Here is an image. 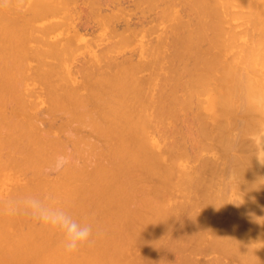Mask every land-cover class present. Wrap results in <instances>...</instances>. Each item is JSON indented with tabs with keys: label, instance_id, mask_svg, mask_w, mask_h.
Listing matches in <instances>:
<instances>
[{
	"label": "bare ground",
	"instance_id": "bare-ground-1",
	"mask_svg": "<svg viewBox=\"0 0 264 264\" xmlns=\"http://www.w3.org/2000/svg\"><path fill=\"white\" fill-rule=\"evenodd\" d=\"M83 1L84 0L81 1L82 4H83ZM121 1H124V0H121ZM137 1H134V3L135 2L137 3ZM145 1H147V0H145ZM158 1H160V0H158ZM164 1H167V0H164ZM234 1H236L235 2L236 4L238 3V5H236V6H238V7L240 5L242 7L243 6L244 7L246 6L248 9H250L249 11L246 10L245 12L246 13H249L250 12L249 14L252 15V19L251 20L249 19L251 17L248 18L249 14H247L248 16L246 15V17H247L246 20L249 19L250 25H252L251 23H253L252 26L255 27V29H254L252 26H250V27H252L254 29L253 30L251 28L253 30V32H254V33L252 32V34H253L252 36H250V34H251L250 33L251 30L249 29L250 27H247L246 28L247 25L245 26V24H244V27L245 28L243 29L245 31H241L242 29H240V30H238L239 31L238 32L237 30L234 29L236 31V33L235 32H228L229 30L227 31L226 30L227 28H225V26L223 25V23H225L227 21L230 22V19L234 17V15H232L231 12H228V10L230 9L228 6L229 5H230V7L233 6L232 5V2H234ZM8 2H9V0H8ZM8 2H7V5L9 6V3ZM10 2H12V1H10ZM30 2H31V0H30ZM73 2H74V6L73 7H75V4H76L75 3V0ZM86 2H88L89 4L91 3L90 5H93V3H92L91 0H86ZM130 2H131V0H130ZM143 2H144V0H143ZM150 2L151 3H149L147 1V5L149 3V6L151 5L150 6L151 8L149 6H147V8L149 7L150 10L153 8V10L155 9L156 11H159V10H157L158 9L157 8L158 5L156 4V2H154V0H152V1L150 0ZM152 2L155 3V4H152ZM191 2H192L193 5L196 6V8H194L193 5H192V9L195 12V21L192 18H190L191 19L190 22L189 23H186V21L184 19H181L182 16H180L181 17L180 18L179 16L176 15L177 16V19H179V21L176 22L177 24H175V26L172 28V31H175V32H171L170 31V33H169V34H172V37L168 35L170 39L168 38L167 41H166V39H165L167 37L166 32H165V35H164V33L161 34L162 36L164 35L165 38L163 37V39H162L161 36L159 37V40L162 41L163 42L162 44L165 45V47L163 46L164 47L163 51L165 50L164 52L166 53L167 50L165 48L168 47L167 49H169V51L165 55L163 54L165 57L162 58V56L160 55V52L163 53L162 50H160V47H161L162 44H160V46H158L159 47V50H160L159 52H158V50L156 51V49L158 48V47H156V42H153V46H152V47H156V49L155 48H150L151 50L152 49H155V51L159 53V54L156 53V57H157V55H160L159 56L160 59L157 57L156 59L154 58L153 60L156 61L157 59H159L158 62L160 60H162V62H163V59L164 60H165V58L167 59V60H165V62L168 61V64L165 65L166 67L164 66V68H166V72L165 71L164 72L157 71L158 69L161 70L162 67L159 66V68H158V67L155 66V68H158V69H156L157 72H156V74L154 73L155 75L152 74V76H151L152 80L150 81V79H149L150 76H149V78L147 77L148 78L147 79V78H143V77H145V76H143L144 74L142 76L140 74H139V76H137V74H136L137 71H138V73L140 71V67L139 66L142 65V61L145 60L146 61L145 63H150V61H148V59H146V58L144 60H138V62H137V60L131 62L128 57H126L123 60H121L122 58L119 59V60H121L120 62H117L116 59H113L114 61H110L108 59V60H106L107 62L104 59V60H102L104 62H102L99 59L104 64V66H105V64H107L105 67H108V69L106 68L107 69L106 72L109 73V76L108 75H105L106 76L105 78H98V76H96V74L95 75L93 74L94 75V79L92 81L90 80L91 82H89V79H92L91 78V76L93 77L92 74H90V76H88L89 79L86 78L87 76L86 77L84 76L85 77V80L84 81L89 82V84L91 83L92 86H90L88 84L86 86L87 88H84L83 91L84 90H88V91L90 90V93H93V94L95 93L94 95L93 94L91 95L90 93H88V91L87 92L85 91V93H82L79 96L80 92L77 93V89H75V87L77 85H78L77 87H79L81 85V84H79V82L81 80L80 81H77L78 84H76V86H75V83H74V85L72 84V86H74V88H71V90H70V87H68V89H69L68 91H65V92L63 91L64 93L63 92H60V93H62V95L64 94L63 95V99H65L66 101H67V99H70L72 103L71 102H69V103H71L72 105H76V106H74V108H75L74 110H76V108L80 107L81 109L80 108H78V109H80L81 113L77 109L76 114H74L75 111L72 110L73 107L72 108L69 107V105L71 106V104L68 103V101H70V100H68L67 102L65 101L66 102L65 103L64 100L62 99V101L65 104L68 103L69 105H68V108H67V105H65L63 103L62 105H63V107L65 105V107H64L65 109L64 108H61V110H66L67 109L66 111H68V112L70 111V112L69 113L67 112V114H66V111H65V113L63 111H61L62 113L66 114L65 117L63 118V119H65L63 121V124L60 122V124H62L61 126L62 127L64 125L68 126V125L72 124L74 121H76V123H73L72 125H70V126H72L71 127V130H72L71 134H70V127L63 129V128L59 127V125L56 126V127H59L60 128L59 134H60V132L62 130H64V133L68 136V137L67 136L64 137L65 134L62 131L61 134H63V137L65 139L63 137H61L62 135L61 136L59 135L60 137L59 136L56 137V140L58 142L54 139V137H55L54 135L55 134L52 133V135L54 136V137H52V139H50V137H49L51 135L47 136L45 134V133L51 134L49 132H53V130H50L49 129V132H46L48 130L46 127L43 126V128H42V126L40 127V125H41L40 123H39L40 125H38L36 123L37 117L40 120V117L41 116H38L37 115V117H33V115L35 116V114L38 112V110L42 111L43 109H38L37 108L38 110H36L37 112H35V114H34V111H32V112L30 111L28 113V111H26L28 109L26 108L25 109L26 112H24V110H23V113H24L23 116H25V113L26 114L27 113L30 114V116L28 117L26 115L25 117H27V119H25L23 116H20V114L22 113L21 112L22 110L19 111L20 109L17 106H20V108H22V105H23V103L26 102L27 98L26 99L24 98V100H25V102H24V100L22 98V96L24 94L21 95L20 94L21 92H19L20 90L17 89V88H20V85L19 84H18L19 87H17V81H18V83H20V80H19L18 76H19V74L22 73V70H23V72H25V70H26V67L24 66V64L26 63V65H27V62L24 63V61H25L24 58L25 57L23 58L24 60L22 59V57L25 54L26 55H29V54L26 53V51H25L24 54H23V52L22 53L20 52V51H22L24 49L26 50V48H21V47H23L22 43L19 41L21 36L18 35L17 37H15L16 35L14 36L9 31L8 25L10 24V26L13 27V24H11V22L15 23L14 21H11V22L9 21V24H8V20L11 19L10 18L11 15H9V14L12 13L13 10H11V12L9 14H6L4 16H3V14H5L4 12L6 10L8 11L7 8H9V7H7L5 11L3 9V11H4V12L2 11L3 13L0 11V119H1L0 120L1 121L0 123H2L3 120H5L4 119L5 117L7 119V123H5L6 120L3 122V123L6 124L5 125L6 127H4V128H6L5 131H4V133H3V131L0 132V133H3V134H1L2 136L0 135L1 136V138H0V264H99V263L101 264V262H102V264H105L106 262H103L102 261V256H104L103 257L104 258V261H105V259H110V261H112L111 259H114V257H115L114 255L117 253V251H120L121 250L122 254L125 253V251H123L124 249H122V247H124V244L121 243V242H124V241L123 240H120V239H124V237H122L120 239H118V237H117L118 235H124L123 234V231H121V226H120L121 224L120 223L124 224L126 222L127 224L125 223V225H127V227H128V225H129V227L131 226V228H130V230H131L132 228H135L137 226H139V227L142 226V225L145 226L146 223H147V216H148L149 223H147V224H151V225H154V226L156 225L155 227H158L159 225L157 226V222H156V220L154 218V216H155L154 214L160 215V216L162 215V218H163V216L166 215V214L163 215V213L166 212L165 210H168L169 207H167V205L165 204L167 202H164V204L166 205V208H165L164 211H161L162 208H163L162 207L163 201L165 200L162 196L159 198V196L164 193V192L162 193L160 190H157V189H160L161 186H160V188H158V185L152 186V192H148L147 189H146L147 187H144V186L147 185L146 181H144L145 179L146 180L148 179V178H146L147 175L149 177V175L152 173V170H154L153 172H157L159 170V168L157 167V163L159 161H163L162 160V156L160 154H158V153H154V150H153L154 147H155V145L158 144V141H160V140L159 139L157 140L155 138H152L150 136V134L148 133L149 132L148 128L151 126L150 125V124H152L151 122H153V125L155 124L154 126H156V130L159 132L160 129L163 130V125L162 124H164V123H162V122H165L166 123L165 119H163L164 116H166V118H168L170 120V122L171 121L174 122V121L178 120L177 119L178 116L181 117V115L186 118L185 115H187V112H188V111L186 112V110H192V111H194V109L196 108L195 105H197V110H199L198 112H203L206 115V119H205V121L202 124L199 121L198 122V126L197 125H194L193 126L194 128H195V126L197 127V128H195V131L197 129L196 132H198L200 135L204 136V138H206V139H210L211 141H214L215 140V144H214L215 147L213 149L218 148V150L220 151L219 152V156H222L221 159H220V161L223 163L224 166L225 165L226 166L227 165L231 166L230 168H228V166L226 168V166H225V170L226 171H223V169H224L223 167L224 166H222V168H219V169H222L221 171H222V174H224V177L226 175L225 174L226 172H227V176L226 177L229 176L228 173L230 172L231 175L237 176V177L241 178L242 180L241 179L240 180L243 183L237 181L239 179L236 178L237 179L236 180L235 177H232L231 175H230L229 180H227V182L230 181L231 178H234L237 181V182L236 181H234V182H236V183L239 182V184H241V186H242L241 187L239 184L236 185V183L234 184V182L230 181V184L232 182L235 185V188H237L236 186H238L237 189H239V187H240L241 188L240 190H245L246 189V192L248 191L247 189L249 188V191H248V192H250L249 194H251L252 192L254 193L255 190L257 191L258 188L255 187L256 189H254V186H255V184L257 182L256 181H254V183L251 182L252 185H250L248 183V182H250L248 180V178L251 177V176L254 177L255 174L257 173V170H258V172L261 171L262 174L264 175V164L262 163L263 159H260L259 160L261 163H259L257 161V158L255 160L254 155H253V153H254L253 152V149H252V152L248 153V155L246 157L245 156H242V157H245V158H239L237 155L233 154L232 152H233V150L236 151V149H240V151H241V149L243 150V149L250 148V146L253 145L254 142L251 141V140H249L252 137H249L250 135L248 136V134H251L252 132H254L255 130H257V127L261 123V120L263 121L262 122V125H264V0H191ZM41 3L43 4L44 2H41ZM88 3H86V4H88ZM42 4H41V7H42ZM49 4H50V2H49ZM115 4L116 3L114 2V0H98V3L96 4V7L94 6L95 9L97 8L99 10V11H97V9H96L95 11L100 12V10H101L100 13H102L104 19L102 20V17L100 15V13H98L100 15L99 17H101V18L98 17L97 19H98L99 22L96 21L97 23L94 22L95 25L94 24L93 25L95 27L97 25H101L102 26V23H103V28H105V29H107L109 31L108 32L106 30L107 33L106 32H103V33H106L107 35L109 33H113V35H116V34L118 35V33H120L119 32V29H123V30H121L122 32L120 34H122V36H124L126 38L128 37L127 39H129L131 37L127 36L128 35L127 33H126L127 35L125 34L126 35L125 36L124 33H123V31H128V32L130 31L131 33L133 32V34L136 31V32H138L137 34H139V30L140 29L141 30H146L147 27H149L148 29H150V26H148L149 23H147L148 24L147 25L146 22L149 21L150 23H153V22H151V21H153L151 18L155 15V13H156L155 10H154L155 11L154 12V15H153V13H151L152 14V17H151L150 14L148 15L151 18H148L147 17V19H146L145 18L146 15L144 16V14H143V17H141L142 16V14H141L140 17H137V18H139L137 23H131L129 17L127 18L126 15H124V14H127V15L129 14L127 12L125 13V8L120 9L119 13L117 12L118 14L114 11V10H117V9L119 10V8H118L119 6L116 7ZM2 5H4V3H2ZM5 5H4V7L7 6V5L6 6ZM39 5L40 4H38V6ZM79 5L80 4H78V5L76 4V6H79ZM103 5L104 6H109V9L111 7H112L111 9H114L115 8L112 12H115L117 15H115V17L113 15L111 18H109V17L106 18L105 15L110 16V14L109 15L106 14V13H105V15L103 14L104 13L102 11V8H103L102 6ZM46 6H48V5H46ZM153 6H156V8L153 7ZM225 6L228 7V8H224ZM27 7H25V8H27ZM82 7H83V9H82ZM82 7H81V5L79 6V8H81L79 10L82 11V12L84 11V13H83L84 18H82L83 20L81 19L82 20L81 21V24L82 25H86V26L90 24V26H91L93 22L92 23H89L88 22V21H91V20H89V17H87V14L89 13L91 15L90 19H92V21H93L94 19L92 17H93V12L94 11H91V9L94 10V8H90L89 9L90 11H89L83 5H82ZM14 8H15V6H14ZM54 8H56V7H54ZM54 8L51 7V9H54ZM75 8H77V7H75ZM27 9H29V8H27ZM57 9H56V12H57ZM172 9H173V7H172ZM175 9H177V8L175 7ZM226 9H228V10H226ZM0 10H2V9L0 8ZM23 10L26 11V9H23ZM39 10L40 9L38 8V11ZM44 10H45V8H44ZM224 10H226V12ZM29 11H30V9H29ZM41 11L42 10H40L39 12H41ZM164 11L165 10H163V13L165 14ZM173 11H175V10L173 9ZM173 11H172V14L174 13ZM223 11L225 12L224 13L225 15L223 14ZM240 11L237 10L236 13L234 11H232V13L233 14H236L235 15L236 17H239V13L242 16L245 17V15L242 12H240ZM242 11L244 12V10H242ZM39 12H37L38 15H39ZM56 12H54V13H56ZM167 12H168V10L166 11V13ZM19 13H21V12H19ZM43 13H44V11H43ZM57 13H60V12H57ZM78 13H80V12H78ZM158 13H156V14H158ZM226 13H228V14L230 13L229 15H231V17L229 19V16H228V19L225 18V20H226L225 21L224 20V16H226ZM25 14H24V16L27 19V15L29 14V12H27L26 15ZM32 14H30V15H32ZM89 14H88V16H89ZM164 14H162V16ZM167 14H169V13H167ZM167 14H165L164 16H167ZM8 15H9V19L7 20V18H8L7 16ZM33 15L35 16V14H33ZM33 15H32V17H33ZM41 15H40L41 16L40 18H42L44 14H41ZM178 15H180V14H178ZM241 15H240V17H241ZM5 16H6V18H5ZM24 16H20L21 19H22V17L24 19ZM159 16H161V15L159 14ZM159 16H157V18ZM11 17H13V15ZM36 18H37V15H36ZM157 18H154V21ZM18 20L20 22V19L19 18L17 20H15V21H18ZM25 20H23V21H25ZM33 20H34V18H33ZM157 20H159V18ZM250 21H252V22H250ZM121 23H123L124 26L121 25ZM243 23H245V22H242V21L241 22H239V21L237 22V24H239V25H242ZM18 24H21V23H18ZM24 24H26V23L23 22V25ZM28 24H30V23L28 22L27 25ZM31 24H32V22H31ZM52 24L49 23V24L45 25V27L47 28L48 25L53 26L54 24L53 25ZM191 24L195 25V28L194 29H189V28L187 29V26H190ZM237 24L235 26L234 25L233 26L236 27V26H238ZM27 25H26V27H27ZM16 26L19 27L18 25H16ZM30 26H32V28H33L34 25L32 24ZM30 26H29V28H30ZM121 26H122V28H121ZM21 27L22 26H20V28ZM50 27H49V29L51 31L55 30L54 29L55 26L53 27V29H52V27L51 28ZM136 27H139L140 29L139 28H136ZM145 27H146V29H145ZM24 28H22V29H24ZM35 28L36 29H39L37 27H35ZM153 28H155V26H152L151 27V29H153ZM36 29H34V30H36ZM173 29H175V30H173ZM246 29H249L250 31L248 30L246 32ZM25 31H27V30H25ZM32 31H33V29H32ZM80 31H81V29H80ZM256 31H258V32H256ZM45 32H47V29L45 30ZM130 32H129V34H130ZM146 32H148V31L146 30ZM241 32H243L244 34H246V38H249V39L252 38L253 39V41L251 39L249 41L247 40L248 42L252 41V44L251 45H250V43H247L248 45H246L245 43H243V44H245V47L248 46L247 49H245V47H243L244 49L242 48V46H243V45L241 46L242 42H239V41L236 42L239 39L238 37L241 34ZM30 33H31V31H30ZM173 33H175V34H173ZM238 33H239V35L237 36ZM133 34H132V36H134ZM109 35H111V34H109ZM113 35H111V36H113ZM117 35H116V37H117ZM18 37H19V40H18ZM93 37H94V40L97 39L95 36H93ZM39 38H37V39H39ZM46 39L48 40V38H46ZM103 39L105 40V38H102V40ZM39 40H41V39H39ZM54 41H56V40H54ZM107 41L109 42L110 40H107ZM90 42L92 43V41H90ZM158 42L159 41H157V43ZM94 43H95V41H94ZM151 43L152 42H149V44H151ZM154 43H155V46H154ZM239 43H240V46H241L240 49H243L244 55L241 56L239 54V56H238V54H236L238 51H236L234 54L232 53V54L228 55L230 52H233L232 49H235L236 46L239 45ZM23 44H24V42H23ZM67 44H69V43H67ZM109 44L111 45L112 43H109ZM10 45L13 47V49H12V47H10ZM43 45H45V44H43ZM57 45H59V44H57ZM63 45H64L63 47L65 48V44H63ZM73 45H75V44H73ZM73 45H71V48H72ZM108 45H106V46L103 45L104 47L102 46V48L103 49H105V48L107 49V48H109ZM77 46H74L75 49L73 47L72 52L73 51L74 52L72 53V55L73 54L75 55V52L78 49ZM148 46L150 47L151 45H148ZM63 47L60 48L59 51L60 50L62 51L63 50ZM69 47H70V44H69ZM81 47H82V45H81ZM20 49H22V50H20ZM35 49L36 48H34L32 50H35ZM55 49L53 50V52L55 51ZM68 49L66 47L64 51H66ZM103 49L100 48L101 51L100 50L99 51L97 50V52H94L93 53V55H92L91 58L89 56H87V58L89 57L90 59H92L94 61H97V58L96 57H99V55H101V54L98 55L99 52L102 53V56L104 55L103 52H106V54L108 53L107 52L108 49L107 50L106 49L103 50ZM214 49H217L219 51H216ZM56 50H58V49H56ZM132 50H133V48H132ZM147 50H149L148 47H147ZM151 50H149V51L151 52ZM146 51H142V53L143 52L145 53ZM27 52H29V51H27ZM31 52L32 51L30 50V53ZM38 52H37V54H39L40 52L42 53L44 51H41L40 50V52L39 53ZM45 52H46V50H45ZM55 52L57 53V51H55ZM20 53L22 54V56L20 55ZM95 53H97V54H95ZM154 53L155 52L152 51V54H154ZM35 54H36V52L33 53L34 57H35ZM83 54L86 55L85 53H83ZM56 55H58V54H56ZM130 55L132 56L133 53L132 54L130 53L128 56L130 57ZM112 56H110V57H112ZM56 57H58V56H56ZM60 57L62 58L61 54H60ZM70 57H71V55L69 54V58ZM142 57L143 56H141V58ZM153 57L154 56H152L151 59L149 58L151 60V62H152V58ZM64 58L65 59L66 58L69 59L68 56L67 57H64ZM40 59H42V58H40ZM92 60L89 61V59H87V60H85L87 63L86 64L83 63L85 66H83V64H81V63H80V65L83 66V68L84 67L87 68V64L91 63ZM185 60H186L187 63H188V61H190V63L187 64L186 62H184ZM179 61L181 63V67H180L181 69H177L180 66L179 65L180 64ZM176 62H177V64H176ZM37 63H38V61H37ZM39 63H42V62H39ZM56 63H58V62H56ZM102 63L99 62V64L101 65L100 66L101 68H99L100 70L101 69H105ZM153 63H150V64L153 65ZM160 63H158V65H160ZM182 63L183 64L186 63L187 66H188V68H186L187 67V66H185L186 64L183 65ZM45 64H47V63L45 62ZM91 64L93 65V63H91ZM94 64H95V66H97L96 63H94ZM99 64H98V66H99ZM38 65H40V64H38ZM77 65H79V64H77ZM163 65L161 64V66H163ZM136 66H138L139 68L136 67ZM145 66L147 67V65H145ZM22 67H24L25 70H24V68L21 69ZM53 67H55V68H53ZM50 68L51 69H49V70L51 72L48 71V70H47L48 72L47 71L45 72L46 69L45 70L43 68L42 69L44 70L45 73H48V74H49V72H50V74L51 73L52 74L53 73H56L55 72L56 71L55 69L57 68V66H52ZM63 68H64V66H63ZM148 68H150V67H148ZM153 68H151V69H153ZM245 68L246 69H249V72L247 74H242V70L245 69ZM52 69H54L55 71L53 70V72H52ZM58 69H57V73H58ZM76 69L78 71H82V73L84 71V69H82V67H81L80 70L78 69V67ZM90 69L91 70H89L88 72L92 73L94 70L92 71V68H90ZM136 69H137V71H136ZM180 70H182V71H180ZM19 71H21V72H19ZM126 71L127 72L129 71V73H131V74L129 75V73H128V75H127ZM30 72H31V70H30ZM62 72L64 73L63 70H62ZM100 72L103 73V74H106L105 72H102V71H100ZM101 73H98V74H101ZM122 73H124V75H122ZM149 73H152V71L149 72ZM42 74H43V71L41 70V74H40V76H42L41 80L44 78V75H46L47 77L50 75V74L49 75H47V74H43L42 75ZM159 74H160V76H164V77H162L163 79L161 77L159 78V82L161 80V82L162 81L163 82L167 81V83H169L170 79H171L172 82L170 81L171 83L168 84L169 86L167 84H165V85L162 86V84L160 82L159 83V88H156L157 90L155 89L156 91H153L151 89L152 86H150V85H152L151 82L154 81L155 76L157 77V75H158V77H159ZM31 75H33V71L31 72ZM50 76L52 77V75H50ZM59 76H60V74H59ZM61 76H64V74H61ZM126 76H129L127 81H126ZM165 76H167V77H165ZM35 77H37V76L35 75ZM96 77H97V79H96ZM56 78H58V77H56ZM44 79H43V81L46 82V80H44ZM82 79H84V78H82ZM94 80L95 81L97 80L98 83H96ZM156 80H157L156 83H158V79L157 78H156ZM43 81H41V82L43 83ZM67 81H68V79H67ZM45 82L43 83L44 86L47 85V83H45ZM102 83H103V86H105V87H102ZM50 84L53 85V83H50ZM62 84L61 85L59 84L60 87L62 86ZM68 84H71V83H68ZM153 84H155V83L153 82ZM82 85H81V87H85V86H82ZM95 85H96V87H95ZM155 85H156V87H158L157 84H155ZM88 86H89V88L91 87L93 90L91 88L89 89ZM164 86H165V88H164ZM179 86H183L184 88L182 89V87H179ZM97 87H98V89H96ZM166 87H167V90H165ZM178 87H179V89H178ZM23 88H24V86H23ZM23 88H22V90H23ZM58 88H59V86H58ZM58 88H57V90H58ZM154 88L155 87L153 85V89ZM186 88L188 89V91H187ZM45 89H47V88H45ZM53 89L51 91L49 89L48 90L50 92L53 91L52 93H54V90H56V87H55L54 90ZM63 89H64V87H63ZM176 89L179 90V91L181 90L180 93L185 92V93H182V94H185V96L183 95L184 97L182 96L180 98V96L182 94L180 96H178V94H177L178 91L176 92ZM184 89H186V90L184 91ZM34 90H37V89H34ZM91 90H92V92H91ZM95 90H97V91H95ZM99 90H100V92H99ZM151 91H153V92H151ZM48 92H46L44 94L46 95ZM67 92H68V94H67ZM22 93H23V91H22ZM52 93L47 94L50 97L45 96V97H47L46 99H48L49 101H51L52 99H55L57 97L56 98V101H58V98L59 97L58 96H56V97L55 96H51V95H55V94H52ZM86 93H87V95H90L91 98L93 96L94 99L93 98L92 99L94 100V102L97 103L100 106V108H98V110H96L94 108V111L96 110V112H95L96 114L93 112L92 107L90 109L86 105L87 103H88V106L91 104V101H90L91 98H90V96L87 97V98L85 97L86 95L84 97L82 96V95H84ZM98 93H101V94H98ZM200 94L201 95L202 94H206L207 95L206 96L207 97L206 100L204 99V101L203 100L201 101L202 98L201 97L199 98V96H198ZM65 95H66V98H64ZM196 95L198 96L197 100L198 99H200V100H198V102H197V100H195L196 101V104H195L193 99L196 98ZM59 96H61V94H59ZM69 96H71V97L69 98ZM60 98H59V102H57V103H59L58 105H61V103H60V100L61 99ZM84 98L87 99V100H85ZM7 99H8V101H7ZM107 99H108V101H110V102H107L108 104L106 103V100ZM188 99L189 100H193L194 105H192V106H195V108L192 107L191 105H188L189 103L190 104L192 103ZM9 100L12 101L11 103H14V105L13 104L8 105L7 103H10ZM31 101H33V100H31ZM31 101H29V104H30ZM49 101H47V103L49 105H46V106H49V108H47L45 106L47 108V109L45 108L46 110H48V109L50 110V109L54 108L55 106H57V104L54 105L55 103H53V106L50 107V103H52V102H49ZM4 102H7L5 104H7V107L9 106L8 108L12 109V107L15 108V106H16V108L19 109V110H16L17 111L16 112L15 109H12L13 110V112H12L9 109L11 111L10 112L6 108V106L4 107V110H2V107L5 105ZM89 102H90V104H89ZM94 102L92 101V103H94ZM2 104H3V106H2ZM29 104H26V105H28V107H29ZM36 104H37V102H36ZM26 105L23 106V109L26 107ZM98 105H96V106H98ZM107 105H109L108 106V107H110L109 109L107 108ZM113 105H115V106H113ZM181 105L191 106L192 108H188V109L185 110V109L180 108ZM34 106H31V107L34 108ZM43 106H42V108H43ZM178 107L180 109H182V112H181V110L180 111L178 110L179 109ZM5 108H6V110H5ZM68 109H71V110H68ZM105 109L107 111H105ZM150 109L152 111H150ZM7 110L9 111L8 112L9 115L13 113L12 116H8ZM57 110L59 112L60 107ZM119 110L120 111L122 110L123 112L122 111L120 112ZM178 111L181 112V113H186V114L185 115L184 114H180ZM195 111H196V109H195ZM45 112H43V113H45ZM31 113L33 115H31ZM46 113L48 114V113H50V111H47ZM46 113H45V115L47 116ZM192 113H193V117L194 118L196 117L195 118V120H196L195 123L197 124V119H198L197 117H199V116L194 115V112H192ZM40 114H41V112H40ZM59 114H60V112H59ZM109 114H111V115H109ZM188 114H189V112H188ZM70 115L71 116L73 115V116L71 117ZM74 115L76 117H74ZM42 116H44V114ZM46 116H44V117H46ZM48 116H49V114H48ZM67 116H69V117L66 118ZM110 116L112 117V119H111ZM118 116H121L122 118L121 117H118ZM58 117H60V115ZM184 117H182V119H185ZM209 117H210L211 121L208 120ZM51 118L49 120H51ZM56 118H57L56 116H53V119H56ZM70 118H71V120H68V121L71 122V123L69 124V122H67L66 119H70ZM77 118H79V119H77ZM117 118H119L120 120H118ZM42 119L43 118L41 117V120ZM185 120L188 123V120L189 119L187 120V118H186ZM44 121H45V119H43V121H42L43 124L45 122H47L48 120L45 121V122ZM51 121H48V122L50 123ZM53 121H55V120H53ZM56 121H58V120H56ZM106 121H108V122H106ZM178 121L180 122V120H178ZM181 121H183V120H181ZM66 122L68 123V125L65 124ZM183 122H185V121H183ZM77 123H79V124L81 123V124H84V125H88L89 124L90 126L89 125H88L89 127L87 126V128H88L87 130H88L89 133L87 135H89V134L91 135V133L94 132V134H96V138H99V136H100V138L97 139V140H101L102 141L104 139L103 141H104V144L106 145V147L104 146L105 148H102L103 146H102L101 143H103V141L100 142L101 145L99 143L93 142L94 143V146H93L92 145L93 144L92 143L93 140L90 139V137L92 138V136H90V135L89 136H85V135L82 136L81 135L82 136L81 137L80 134L79 135L75 134V133H78L77 132L78 130H79V132H81L80 129H82L80 127V125L79 126L76 125ZM210 123H211V125H210ZM166 124H170L169 121H167ZM174 124H175V122H174ZM50 125H52V122L50 123ZM73 125H76V127L75 126L73 127ZM84 125L82 126L83 128H85ZM188 125H191V123H189ZM188 125L185 123L182 128L184 129V126H188ZM48 126L49 125H47V127ZM174 126H176V125H174ZM191 127H192V125H191ZM191 127H189V131H191L190 130ZM44 128H45L46 131L43 130ZM73 128L75 129V131L73 130ZM76 128H78V129L76 130ZM153 128L150 127V129H153ZM186 128H188V127H186ZM261 128L262 127H260V129ZM173 129H174V127H173ZM175 129H176V127H175ZM0 130H1V128H0ZM2 130H3V128H2ZM67 130H69V134L67 133L68 132ZM154 130H155V128H154ZM162 130L160 132H162ZM176 131H177V129H176ZM57 132H56V134L58 135ZM73 132H75V133H73ZM256 132L257 131H255V133ZM82 133L86 134L87 132L85 133L83 131ZM97 134H99V135L97 136ZM71 135L74 136V139H72L73 136L72 137H69ZM92 135H93V133H92ZM246 135L249 137L248 140L246 138L247 137ZM75 136L78 137V138H76ZM160 136H162V134ZM93 137H94V139H96L94 135H93ZM60 138H63V139H60ZM67 138H69L70 141H69V139L67 140ZM111 138H113L112 140L115 141V142L113 141L114 143L113 142L112 143L111 142H108L109 140L111 141ZM71 139H72V141L74 140L73 145L78 140H79V143L80 144L82 143V145H79V143L76 142L78 145L75 144L74 145L75 147L72 145L73 146V148H72V146H71V144H72ZM83 139H84V141H83L84 143L81 142V140H83ZM49 140L50 141L52 140V141L49 142ZM65 140H67L68 142H71V144H70L71 147L69 146V143H67V141L65 142ZM85 140H87V141H85ZM164 140H165V138H164ZM260 140L263 141V137H261ZM60 141H61V143H60ZM88 141H91V143L89 145H92L91 146L92 150L90 149V146L88 145ZM249 141H250V143H248ZM97 142H99V141H97ZM161 142H162V145H164V143H166V141H164V143H163V140H161ZM49 143H51L52 145L50 146ZM58 143H60V144H58ZM65 143L69 147H67L65 145ZM57 144H58V147H55V146H57ZM61 144H63V145L61 146V148H59ZM99 145L102 146V147H99ZM162 145L160 147L161 150L163 149ZM63 146H65V148H68L69 150L70 149L72 150V149L75 148L74 151L78 147L79 150L78 149L77 150H78V152L81 151L80 152L81 155L80 156H79V154H76L75 155V153H77V150L75 152H73V150H72V152L74 153V155H73V153H71V151H68V149H67V151L66 150L64 151L65 148H63ZM80 146H82V148H81L82 150H83V148L85 149V147L87 146L89 148V151L90 152L89 151H86V150H88V148L86 147V149H85V151L87 153L86 154L84 150L83 151L80 150ZM93 147H97L96 150H95V148L93 150ZM251 148H254V147L252 146ZM2 149H4V150L7 149L8 154H7V151L6 150H5L6 151L5 153H4V150L2 152ZM58 149H61V150H58ZM56 150H58L57 152H59L58 153V156L56 155ZM94 151L100 152V154L98 153V155L96 156V158H95V155H96L97 152H94ZM175 151H176V149H174V148H172V149L169 150V160L168 161H174V164H175L176 161H184V160H182L183 159L182 155H178V154L173 153ZM65 152L68 153V155L67 154L66 155H67V157L69 156L68 158H70V159H67V157H65V159H64V157H63L64 154L63 153H65ZM69 152H70L71 155L69 154ZM88 152L91 153L92 155H94L93 156L94 157V159H93V163L94 164L91 162V160H92L93 157L91 158L90 157V154ZM61 153H62L61 158H59ZM101 154H102V156H100ZM103 154H104V156H103ZM66 155H64V156H66ZM72 156H74V157L71 158ZM82 156H83V159H82ZM56 157H58V158H56ZM62 157H63L64 161L66 160V161H70V162L72 161V159L75 160V158H77L75 161L79 162L78 160H80V161L83 160L84 161L86 158H89L90 157L89 158V162H91L90 165H89L88 162H86V166L89 165L90 167L88 166L89 167L88 169H87V167L85 165H83V167H81L82 162H81V164H80V162H79V164H77L73 160V162H74L73 164L67 163L68 165L67 164H66L67 166L65 165L66 168H63L64 169L63 172H62L63 174L57 173V175H56L57 178L59 177L58 175H61L60 177H62V178L59 177V179H56V177L53 176V177H51L53 179H50L49 178L50 181L52 180V182H50L49 179H48V177L46 176L47 179L45 180V178H43L44 179L43 180L42 177H40V176H41L42 173L44 174L46 172L45 171L46 170V167L52 168V167H50V165H52L53 167H57L56 165L61 164L60 160H62ZM80 157H81L82 160L80 159ZM102 157L104 159H106V162H108V163L102 162V159L101 160L99 159V158H102ZM218 159H219V157H218ZM55 160L58 161L59 163L57 164L55 162ZM87 160H85V161H87ZM97 161H99V162H97ZM223 161L227 162V164L226 163L224 164ZM51 162H53V163H51ZM62 163H64L63 160H62ZM251 163L254 164V166H251L252 165ZM76 164L79 165V167ZM208 164L210 165V163H208ZM217 164H219V161H218V163L216 162L215 165H217ZM153 165H154V167H153ZM205 165L206 164L204 163L203 167H205ZM92 166H93V168H92ZM217 166H216V168H217ZM169 167H170V165H169ZM170 168H173V165ZM87 170H89V171H87ZM210 170H207V171H210ZM162 171H161V175H163V177H164V174H165V176H166V174L168 173V171L167 170H162ZM218 171L221 172L220 170H218ZM232 171H233V173H232ZM255 171H256V173L254 174ZM136 172H138V173L136 174ZM47 173H48V171H47ZM145 173L146 174L148 173V174L145 175ZM27 174L30 177L28 176V178H27L26 177ZM52 174H56V173H52ZM139 174H140V176H139ZM141 174H142L143 177L141 176ZM211 174H213V173H211ZM63 175L65 176V178H64ZM170 176L171 175L168 176V174H167V178H170ZM195 176H197V175L195 174ZM66 177H67V179L68 178L69 179H72L73 180L72 183L69 182L68 180H65L67 182H62V183L59 181L60 179H63V178L66 179ZM141 177L144 180H142ZM198 177H200V178H197V179H196V177L194 178V180L195 179L198 180L197 183L195 182L197 184V186H195L196 185L195 183H192L193 185L195 184L194 186L193 185L192 186H193V188L194 187H197V188H195V190L198 189L199 187H203L201 189H198V190H200V192H201V190H203L201 193L198 190H196L200 194V196H203L204 195L203 193H205L207 191L208 186L210 184H212V182L210 181L211 178L209 177L207 179L206 183H205L204 181H202L203 179H202L201 175L198 176ZM167 178L164 181L168 182V179ZM184 178H182V179H184ZM186 178H188V177H186ZM191 178H192V176H191ZM191 178H189V179H191ZM193 178L190 181H192ZM189 179H187V180H189ZM200 179H202V180H200ZM234 179H232V180H234ZM256 179H259V178H256ZM47 180L49 181L47 183H50V184H45V182L43 183V181H47ZM53 180H54V182H53ZM56 180L58 182H56ZM136 180H137L138 183H140V186L138 185V183L136 182ZM141 180H142V182H140ZM180 181H182V180H180ZM217 181L219 182V179H217ZM217 181H216V184H217ZM259 181H260V179L258 180V182ZM202 182H203V185L200 186L202 184ZM208 182H210V183L208 184ZM143 183L145 184L144 186L142 185ZM198 183H201V184L199 185ZM183 184H185V183H183ZM224 184L229 185L228 183H226V180H225V183ZM234 185L233 186L232 185H229V188H228V191L229 192H231L230 191V189H231L230 186H232L233 187L232 189H234ZM256 185L257 186L258 185L261 186L260 184H256ZM185 186L187 187L186 188L187 190H189L190 188H192V187H190L191 185H189V183H188V185H185ZM185 186H184V189H185ZM217 186L219 187V184ZM221 186H222V183H221ZM155 187H156V189H153ZM188 187H190V188H188ZM210 187H211V185H210ZM222 187H220V188H222ZM141 188H142V190H141ZM177 188H178V185H177ZM144 189H146V191H147L146 193H144L145 192ZM215 189H218V188L216 187ZM252 189H253V191H252ZM143 190H144V192H142ZM178 190H180V189H178ZM195 190L193 191V194L195 193ZM209 190H212V192H209V193L210 194L211 193L213 194L214 190L211 189V188ZM260 190L261 191L264 190L262 186H261V189ZM138 192H139L140 195L137 194V196H136V193H138ZM185 192H187V194L189 193L188 191H185ZM197 192H196V194H197ZM217 192H218V190H217ZM237 192H239V191L236 190V193ZM25 193H32V194L41 195V196L47 195V194H51L52 196H54L55 197L54 204L56 206H59V207L64 208L77 221H79L81 223H86V224L92 225L93 233L95 235V238H93L94 236L92 237L94 239V241L91 240L90 243L84 245L85 247H81L79 249V251H77L75 253L69 254V253H66L64 251L63 247H62V244H61L62 234L60 232H58V231H56L54 229L48 228V227H44V226H42V225H40L38 223H35V222H33L26 215H10V214H8V212H7V203H8V201L10 199H14L17 196H19L21 194H25ZM209 193L208 194L205 193V195L207 194L206 196H208V195H210ZM220 193L221 192L218 193L219 194V197L217 196L218 197L217 200L220 199ZM258 193H261V192L258 190ZM143 194L145 195V197H144ZM149 194H152V200L149 197H146ZM185 194H183V192H182L181 196L182 197L184 196V198H185L187 196ZM193 194L191 195V197H190L191 199L190 200H192V197H194ZM214 194L217 195V193H214ZM246 194H248V193H246ZM166 195H168V193ZM234 195H236V194H234ZM134 196L136 198V201H134V199H133ZM155 196H157L156 197L157 199L159 198L158 199L159 201H157L156 198L153 199V197H155ZM200 196H199V198H200ZM170 197H171V195H170ZM240 197H241V199L240 200L238 199L240 202L238 201L239 203L237 202V205L238 204H241L243 206L240 205V207L243 210H246L247 209V212L248 211H251L252 212L251 205L249 204L248 205L249 207L248 206L247 207L244 206L246 202H243L242 201V196H240ZM244 197H243V199H244ZM144 198H145V200H144ZM147 198H148V200H147ZM209 198H210V196H209ZM228 199H229V197H228ZM154 200L157 201V202H160L161 206H158V204H156V202H155V204H153L154 203ZM194 200L195 201L192 200V202L195 203V206L191 202V204H193V206H192L193 207V210H195L194 208H196V202L198 203L197 205H200L201 208L202 207H205V206H203L204 204L203 205H202V203L199 204V202L196 201V199H194ZM207 200H209V199H207ZM217 200H216V202H214L217 205H214V206H217L216 208H219V207L221 208V205L217 203ZM131 201H132V203H134V202H136V203H134L133 206L131 205V207H130V202ZM182 201H184V200H182ZM225 201L227 202V199ZM212 202H213V200H212ZM229 202L230 201L228 200V203ZM181 204H184V203L181 202ZM247 204H248V202H247ZM253 204L256 206V203H253ZM253 204H252L253 213L255 211H260L262 209V207L259 208L260 207V204L257 203V204H259V207H257V206L256 207L259 208L260 210H255L257 208L253 207L254 206ZM134 205H135V207H134ZM170 205H174V204L170 203ZM175 205L178 206V204H175ZM237 205H235V207ZM261 205H263V207H264V204L261 203ZM108 206H112L113 209L110 210V207L107 209ZM114 206H116V210L114 209ZM181 206H183V205H181ZM140 207L143 210H145L144 208H146L147 210L150 211V213H148V211H147L148 215H146L147 214L145 212L146 210L143 211ZM159 207H161L160 208L161 210L158 209ZM243 207L244 208L246 207V209H244ZM173 208H174V206H173ZM189 208H190V206H189ZM216 208L214 207L213 209L216 210ZM248 208H250V209L248 210ZM210 209H211L210 211L209 210L208 211L207 210L206 211H203L204 213L202 212V210H204V209H200L199 210V212L201 211L203 213V215L206 212L207 213H206V216L204 215V218H203L204 221H205V224H204V222L203 223L201 222L202 223L201 225L198 224L199 225V228L198 229H200V226H202L203 229H204V231H206L205 229H206V226H207L206 224L208 222L207 221V217L209 216L208 214H211L212 211H213L212 208H210ZM108 210L111 211V212H115V213H113L114 215L111 218H110V212ZM191 210H192V208H191ZM262 210H261V212H262ZM157 211H159V212H157ZM220 211H222V209ZM120 212L121 213L123 212V214L121 215ZM209 212H211V213H209ZM116 213H117L118 216H116ZM119 213H120L121 216L119 215ZM221 213H223V212H221ZM102 214H104V215L102 216ZM105 214L106 215L108 214V215L106 216ZM140 214H142L141 216H144V218L143 217L140 218L139 217ZM212 214H211V216H212ZM217 214H219V212H217V210H216V213L213 214V215L216 216ZM195 215H196V213H195ZM252 215H254V214H251V216ZM262 215L264 216L263 213H262ZM262 215H260V218L259 219H262L264 221V217ZM180 216H182V215H180ZM197 216H198V214H197ZM215 216H213V218H210L209 217L210 218L209 222L210 223H213V224L208 223L209 226H207V229L210 228V227H212L216 222H218L217 220H215V218L217 217V216L216 217ZM239 216L241 217L242 215H239ZM100 217H102V218H100ZM103 217H106L107 219L106 220H103ZM176 217H177V215H176ZM240 217L237 218L238 220L240 219L239 221L237 219H235L236 217H234L235 223H237L236 225H238V223H239V225H241V223H242L241 220L243 218H240ZM243 217H244V215H243ZM261 217H263V218H261ZM109 218L111 220H113V221L114 220L117 221V219L123 220V222L117 221L118 224H116V226L118 225L117 228L119 230L118 229L117 230L115 229L116 228L115 225H114V228L108 227V230H110L112 228V229H114V232L116 230L117 232L120 231L122 233V234H120V232H118V233L115 232L114 233V232H112L113 230L110 231V233L112 232V234H115L116 235V237L114 235V237L116 238V240H114V242H117L118 240H120V241H118V244L121 243L120 244L121 249H119L117 251H115L113 247H112L113 248V251H111L112 249L111 250H108L109 248L107 247V246H110L111 244H113V242H112L113 240L112 239H115L112 236V234H109V233H106L105 232V227H106L107 224L110 225V223H114V224L116 223V221L115 222L110 221ZM162 218L158 222V224L161 223L160 224L161 226H163L166 223ZM193 218L194 217H192L191 219H193ZM218 218H219V221H221L220 220L221 219V215L218 216ZM229 218L231 219V217H229ZM191 219H190V221H191ZM200 219H197V220L199 221ZM226 219H227V217L224 218V219H222L224 223H225ZM139 220H140V222H137ZM173 220H179V219H175L174 218ZM180 220L182 222V218ZM197 220H196V222H197ZM227 220H229V219H227ZM232 220H233V216H232ZM262 220H258L257 221L258 222L257 225L256 224L255 225L257 227L258 226L261 227L262 225H264L263 223L262 224H259ZM153 221H155L156 224H155V222L153 223ZM183 221H184L183 222V224H184L186 221L189 222V219L188 220H185L184 219ZM162 222H163V225H162ZM181 222H179V223H181ZM187 222H186V224L188 225ZM192 222H193V220L191 221V224L193 225V223L195 222V220H194L193 223ZM223 222L222 223L220 222L221 224H219L220 225V229L218 228L219 229L218 232L216 231L218 229H215V232H214V227H212L211 229H208L207 231L213 230L212 232L215 233L217 236L220 237V236H223L224 235V237H226V238H223V239H227L228 238L227 240H230V241H225L226 243L222 240L224 242V245L226 244L225 246L223 245V242L221 241L222 238L221 239L219 238L220 241H218V243H216L217 241H215L216 244H219L218 245V248L220 247V243L222 242L221 243L222 246L220 248L224 247V248H222V250L225 249V248H226L225 250L228 249V252L227 251H224V252H227L229 254L231 252V255L233 253L235 255L237 254L236 260L233 258L234 255H232L233 257H231V256L229 257V254L226 255V257L228 256L227 259L228 258L229 259L231 258V259H234L236 262L238 260H243V261L245 260L244 263L242 261H239V262H241V264L242 263L245 264V262L248 264V259H244V258H246V256H244V257H243V255L240 256L241 253H238V251L241 252V250H243V249H244V252H246V254H250V252L252 251L251 243L249 241H247L245 239V237H244L245 241L247 243H249V245L251 246V248H248V251H247V247H246L247 245L245 244L246 246H243L245 242L242 241L241 239L239 241L237 240L238 242H240L239 244L241 246L240 248H239V246H237L239 249H237V247H236V249L238 251L234 248L235 249V252H232V250L230 249L231 248V245H238V242L236 241V238L237 237H238L237 239L240 238L239 235H238V233L239 234H243L244 231L242 229H238L239 231L236 232V233H234L235 231H237L236 230L237 228L235 229V231H233L234 229H231V231H232L233 234H230V235L233 236V238H230L229 235H227L226 233L224 234V226L225 225H223L224 224ZM103 223H105V225ZM245 223H248V222L245 221ZM139 224H142V225H139ZM191 224H189V228H192V225ZM125 225L122 226V228H123L122 230H125V227H124ZM190 225H191V227H190ZM198 225H197V227H198ZM203 225H205V227ZM221 225L223 226L222 228H221ZM232 225H233V223H232ZM110 226H113V224H111ZM165 226H166V224H165ZM257 227H256V229H257ZM260 227L258 229H260ZM262 227L264 228V226H262ZM102 228H103V231L105 232L107 238H103V237H106V236L105 235H102V234H104V232L101 231ZM142 228H141V230H142ZM189 228H187L189 231H191L192 229H194V228H192V229H189ZM203 229H201V230H203ZM225 229H227V228H225ZM258 229L256 230L257 231L256 234H259L260 231L262 230L261 229L259 231ZM138 230L139 229H137V231ZM201 230H200V233H202ZM98 231H99V233H97ZM100 231L102 232V234H101V237L102 238L100 237V233H101ZM125 231H127V230H125ZM128 231H129V229H128ZM177 231L180 233L181 230L180 231L179 230H176L175 233ZM262 231L264 232V229ZM262 231H261L260 234H262ZM138 232H140V231H138ZM143 232H145V231L143 230ZM212 232H211V234H212ZM132 233L133 232H131V234ZM185 233H187V231H185ZM185 233H184V231H181L180 234L182 235V234H185ZM247 233H249V232H247ZM129 234H127V235L130 236L131 234L130 235ZM138 234H140V233H138ZM142 234L144 235V233H142ZM142 234H140V236ZM215 234L212 235V238H214V240H216L215 239V236H216ZM96 236L98 237V240H97ZM140 236H138V237H140ZM190 236H191V234H190ZM176 237H177V235H176ZM183 237H185V236H183ZM183 237L181 236V241H182V238ZM234 237H235V241H234ZM129 238H131V236ZM129 238H127V241H128ZM141 238H144V237L141 236L140 237V240H139V238H138V240L141 241L142 240ZM192 238H194V237H192ZM212 238H211V240H213ZM105 239L107 240V242H106ZM179 239H180V237H179ZM198 239H200V238H198ZM99 240H101V244L103 243V246L98 242ZM108 240H109V243H111V242L112 243L111 244H108ZM131 240H133V239H131ZM211 240L208 239V241H209L210 244L208 242L206 243V245L208 244L211 247L208 246L209 247L208 248L206 245H204L209 250L215 246L214 245V242H213V245H211L212 244L211 243ZM95 241L98 242L99 246H98L97 242H95ZM139 241H137V242H139ZM183 241H182V243H184ZM200 241L202 242V240H200ZM200 241L198 240V243L196 242L195 244H193V246L195 245L194 247H196L200 243ZM141 242H143V241H141ZM193 242H195V241H193ZM227 242H228L229 246H228ZM242 242H244V243H242ZM128 243L131 245V242L128 241ZM104 244L105 245L108 244V245L104 246ZM114 244H116V243H114ZM135 244L133 243L132 245H135ZM144 244H146V243H144ZM182 245H184V244H182ZM126 246L127 245H126V241H125V247ZM140 246H142V244ZM187 246L188 245H186L185 248L183 246V248L181 250L187 249L186 248ZM204 246L202 248H205V250L204 249H202V250L205 251V252H207L208 249H206V247H204ZM257 246H258V244H257ZM103 247H105V249H103ZM190 247H192V244L190 245ZM198 247L200 248L201 246H197V248ZM84 248H86V250H84ZM189 248H188V250H189ZM199 248L197 249L198 251L197 250L195 251L197 254H198L199 250H200V252H202L201 249H199ZM216 248H214V249H216ZM131 249L132 248L130 246V250ZM83 250L85 251V253H83L84 252ZM192 250H193L192 257L191 256H187L186 252H183L182 256H184L186 254V257H187V259H186L185 256H184V260L186 262H187V260H189V262L194 260V259H192V260L189 259L190 257L193 258V256H194V250L195 249L192 247ZM229 250H231V251H229ZM81 251H83V252H81ZM144 251H145V249H144ZM210 251H208V252L210 253ZM217 251L220 252L219 250H216V252ZM254 251L255 250H253L252 251V254H251V256L254 257V258H252L251 256L249 257V255H248L249 260H251V261H249L250 262L249 264H260L259 262L261 261L260 260L261 257H262V260H264V255H262V253L264 254V251L262 253H259L258 251H256V252H258L257 253V256H259L258 254H260V256H261V257L259 256L260 258L259 257H256V255L253 256ZM140 252L142 253V251H140ZM218 252H217V254H219V255H222V253H224L223 251L221 252V254L218 253ZM130 253L133 254V252H130ZM191 253L192 252H191V248H190V254ZM99 254L101 255V258L100 259H99V257H100ZM118 254H119V252H118ZM136 254H137V256L140 255L138 253H136ZM105 255L106 256L107 255H112L113 257H110V256L108 257L107 256L108 257L107 258ZM203 255H204V253H203ZM219 255L217 257H212V258H215V261L212 260V258L210 257V259L214 262V264L215 263L217 264V260H218L217 258L218 257H219V259L221 258V256H219ZM224 255H225V253H224ZM123 256H124V254H123ZM132 256L135 259L136 256H134V254ZM132 256L130 258H128V259H132ZM211 256H213V255L211 254ZM238 256H240L241 259H238ZM97 257H98V259H97ZM139 257H143V255L142 256H139ZM222 257H225V256H222ZM126 258L127 257H125V259ZM251 258L253 260L257 261V262L256 263L252 262L253 260ZM258 258H259V260H258ZM98 260H100V261H98ZM116 260H115V262H113V261L112 262L113 263H116L117 262L116 264H119L118 263L119 260L118 259H116ZM139 260H140V258H139ZM207 261H208V259H207ZM139 262L140 261H138L136 263H139ZM199 262L201 263V262H203V260H201V261L199 260ZM226 262H224V264H228V262L227 263ZM133 263H135V261ZM208 263H209V261H208ZM181 264H183V263H181ZM185 264H187V263H185ZM190 264H193V262H190ZM194 264H195V261H194ZM203 264H205V263H203ZM218 264H220V263L218 262ZM262 264H264V261H263Z\"/></svg>",
	"mask_w": 264,
	"mask_h": 264
},
{
	"label": "rangeland",
	"instance_id": "rangeland-1",
	"mask_svg": "<svg viewBox=\"0 0 264 264\" xmlns=\"http://www.w3.org/2000/svg\"><path fill=\"white\" fill-rule=\"evenodd\" d=\"M6 0H1L0 1V8L2 9V10H0L1 12L3 11V9H4V11L6 10V8L7 7H9V8H7L8 9V11L6 10L4 13L5 14H3V16L4 15H6V14H9L10 12H11V10H13V14L12 13H10L9 15H13V17H11L10 16V20H8L9 19V15L7 16L8 18H7V20H8V24H9V21L11 22V21H14L15 23H13V22H11V24H13V27L12 26H10V24L8 25V27H9V31H10V33L11 34H13L15 37H17L18 35H20L21 37H20V40H19V37H18V40L22 43V45H23V47H21V48H26V50L24 49V50H22V49H20V50H22V51H20L21 53L23 52V54L25 53V51H26V53H28L29 55H23V57H22V59L24 58L25 59V61H24V63L25 62H27V65H26V63L24 64V66L26 67V70H25V68L24 67H22L21 69H23L24 68V70H25V72H23V70H22V73L21 74H19V76H18V78H19V80H20V83H18V81H17V87H19L18 86V84L20 85V88L22 87L23 88V86H24V88H23V90H22V88L20 89V88H17V89H19L18 91L19 92H21L20 94L21 95H23L22 96V98H23V100H24V98L26 99L27 98V100H26V102H25V100H24V102L25 103H23V105H22V108H20V106H17L19 109H17L16 108V106H15V108L14 107H12V109H15V111L16 110H19V111H21L22 113H23V110H24V112H26V111H28V113L31 111H34V114H35V112H37L36 110H38V109H43L42 111L43 112H47V111H50V113H48L49 114V116H48V114H47V116L45 115V113H43L42 111H40V110H38V112L35 114V116L31 113V115H33V117H37V115L38 116H41L43 119H45V121H51L52 122V125H50V123L48 122H45L44 124L42 123V121H43V119L41 120V117H40V120H39V118L37 117V120H36V123L38 124V125H40V127L42 126V128H43V126L44 127H46L48 130L46 131L45 130V128L43 129V130H45L46 132H49V129L50 130H53V132H49V133H51V134H47V133H45L47 136H49V135H51V136H49L50 137V139H52V137H54V139L56 140V137H58L59 135L61 136V137H63V134H61L62 133V131H63V133H64V130H62L61 132H60V134H59V131H60V128L59 127H61V128H69L70 127V134H71V132H72V130H71V127L72 126H70V125H72L73 123H76V121H74L72 124H70L71 122H69L68 120H71V118L70 119H66L67 120V122H69V124L70 125H68V123L66 122L65 124H67L68 126H66V125H64L63 127L61 126L62 124H63V121L65 120V119H63L64 117H65V115L67 114V112L68 111H66V110H61V108H64L65 107V105H67V108H68V105L69 104H71L72 102H71V100L70 99H67V101L68 100H70V101H68V103L69 102H71V103H67V104H65L67 101L65 100V99H63V95H62V93H60V92H65V91H68L69 89H68V87H70V90H71V88H74V86H72V84L74 85V83H75V86H76V84H78V82L77 81H80L79 82V84H83L82 86H85V87H81V85L79 86V87H75V89H77V93H79L80 92V94H79V96L82 94V93H85V91L87 92L88 90H84L83 91V89L84 88H87L86 86L89 84V82H91L93 79H94V75L96 74V76H98V78H105L106 76L105 75H108L109 76V73H107L106 71H107V69H108V67H105L107 64H105V66H104V64L102 63V62H104V61H102V60H104L105 59V61L106 60H110V61H114L113 59H116L117 60V62H120L121 60H123V59H125L126 57H128L129 59H130V61L132 62V61H136L137 60V62H138V60H144L145 58L146 59H148V61H150V63H153V65L152 64H150V63H145L146 61L144 60V61H142V65L141 66H139L140 67V71H139V73H138V71H137V69L139 68L138 66H136V67H138L137 69H136V74H137V76H139V74L142 76L143 74V76H145V77H143V78H149V76H150V81L152 80V78H151V76H152V74H156V72L157 71H162V72H166V68H164V66L166 65V64H168V61L167 62H165V60H167L166 58H165V60L163 59V62H162V60H160L159 62H158V60L160 59V55L162 56V58L163 57H165L164 55L169 51V49H167V48H165L167 51H166V53L163 51V49H164V47H165V45L164 44H162L163 42L162 41H160L159 40V37L161 36V38L163 39V37H164V35H165V32H166V35H167V37L165 38L166 39V41H167V39L169 38V36H171L172 37V34H169L170 33V31L171 32H175V31H172V28L175 26V24H177L176 22H178L179 21V19H177V16H182V18L181 19H184L185 21H186V23H189L190 22V18H192L194 21H195V12L193 11V9H192V2H191V0H167V1H164V0H160V1H156V0H154V2H156V4L158 5L157 6V10H159V11H156L155 9V11H156V13H158V14H156L155 13V15H154V10H153V8L150 10L149 9V7L151 6H149V3H151L150 2V0H147L149 3H148V5H147V1H145L144 0V2H143V0H131V2H130V0H124V1H121V0H114V2L116 3L115 4V6L117 7V6H119L118 8H119V10L117 9V10H114V9H109V6H102L103 8H102V11L104 12L103 14L105 15V13L106 14H110V16H107V15H105L106 16V18L107 17H109V18H111L113 15H114V17H115V15H117L118 13H119V11H120V9H122V8H125V13L127 12V13H129L128 15L127 14H124V15H126V17L128 18L129 17V19H130V22L131 23H137L138 22V19L139 18H137V17H140L141 16V14H142V16L141 17H143V14H144V16H145V18L147 19V17L148 18H151L152 17V14L151 13H153V17L151 18L153 21H151V22H153V23H150L149 21L148 22H146V24L147 23H149V25L148 26H150V29H148L149 27H147V29H146V27H145V29L148 31V32H146V30H141L139 27L141 26H139V27H136V28H139L138 30H139V34H137L138 32H134V34H133V32L131 33L130 31V34H129V32L128 31H123V33H124V35L126 34L127 36H129V37H131V38H129V39H127L126 37H124V36H122V34H120L122 31L121 30H123V29H119V32L120 33H118V35H117V37H116V35H113V33H109V34H111V35H113V36H111V35H107L106 33H107V29H105V28H103V23H102V26L101 25H97L96 27L94 26L95 25V23H97V22H99L98 21V17L101 15V17H102V20L104 19V17H103V15H102V13H100L101 12V10H100V12H97V11H99L97 8V11H95L96 9H95V7H96V4L98 3V0H91L92 1V3H93V5H90L88 2H86V0H84L83 1V4H82V0H75V3L78 5V4H80L81 5V7H82V5L87 9V10H89L90 8H94V10L93 9H91V11H94L93 12V19L95 20H93L92 21V19H90V17H91V15L89 14V16H88V14H87V17H89V20H91V21H88L89 23H92V25L90 26V24L89 25H82L81 24V21L83 20L82 18H84V15H83V13H84V11L82 12V11H80L79 9H81V8H79V6H76V4H75V7H77V8H75V7H73L74 6V0H31V2H30V0H9V2H8V0L5 2ZM10 1H12V2H10ZM134 1H137V3L135 4L134 3ZM152 1V0H151ZM7 2L9 3V6L7 5ZM41 2H44L43 4L45 5H43ZM47 2V3H46ZM49 2H50V4H49ZM73 2V3H72ZM78 2V3H77ZM124 2V3H123ZM236 1H234V2H232V5L233 6H231L230 7V5L228 6L230 9L228 10V9H226V10H228V12H231V14L232 15H234V17L233 18H231L230 19V17H231V15H229L228 13H226V16H224V20H225V18L226 19H228V16H229V19H230V22L229 21H227V22H225V23H223V25L225 26V28H227L226 30L228 31V32H235L236 33V31L235 30H240V29H242L241 31H245V30H243L245 27H244V24H245V26H246V28L247 27H250V26H252L253 25V23H251L252 25H250V23H249V19L251 20L252 19V15H250L249 13H246L245 11L246 10H250V9H248L246 6L244 7H242L241 5L238 7V6H236V5H238V3L236 4L235 3ZM2 3H4V5L6 6V7H4V5H2ZM21 3V4H20ZM37 3V4H36ZM53 3V4H52ZM86 3H88V4H86ZM122 3V4H121ZM11 4V5H10ZM38 4H40L39 6H38ZM41 4H42V7H41ZM130 4V5H129ZM152 4H155V3H153L152 2ZM34 5V6H33ZM46 5H48V6H46ZM14 6H15V8H14ZM28 6V7H27ZM95 6V7H94ZM127 6V7H126ZM147 6H149L148 8H147ZM4 7V8H3ZM25 7H27V8H29L30 9V11H29V9H27V8H25ZM49 7V8H48ZM51 7H56V8H54V9H51ZM108 7V8H107ZM153 7H155L156 8V6H153ZM171 7V8H170ZM172 7H173V9L177 12H175V11H173V9H172ZM175 7L177 8V9H175ZM193 7L194 8H196V6L195 5H193ZM228 7H224V8H228ZM241 7V8H240ZM37 8V9H36ZM38 8L40 9V10H42L41 12H39L38 11ZM43 8V9H42ZM44 8H45V10H44ZM48 8V9H47ZM58 8V9H57ZM127 8V9H126ZM151 8V7H150ZM223 8V9H224ZM23 9H26V11L25 10H23ZM56 9H57V12H60V13H57L56 12ZM73 9V10H72ZM82 9H83V7H82ZM149 9V10H148ZM165 10L164 12H165V14H167V13H169V14H167V16H164L165 14L163 13V10ZM15 10V11H14ZM49 10V11H48ZM54 10V11H53ZM76 10V11H75ZM115 11V12H112V11ZM127 10V11H126ZM162 10V11H161ZM168 10V12L166 13V11ZM226 10H224L225 12H226ZM237 10H241L240 12H242L244 15H245V17L244 16H242L240 13H239V17H236L235 15L236 14H233L232 13V11H234L235 13H236V11ZM242 10H244V12L242 11ZM17 11V12H16ZM37 11V12H39V15L37 14V12L35 13V12ZM43 11H44V13H43ZM51 11V12H50ZM53 11V12H52ZM74 13H73V12ZM90 11V10H89ZM172 11L174 12L173 14H172ZM223 11V14L225 13ZM247 11V12H248ZM2 12V13H3ZM16 12V13H15ZM19 12H21V13H19ZM27 12H29V14L27 15V19H26V17L24 16V14L26 13L27 14ZM31 12V13H30ZM47 12V13H46ZM54 12H56V13H54ZM78 12H80V13H78ZM162 12V13H161ZM171 12V13H170ZM180 12V13H179ZM35 14V16L33 15V14ZM51 13V14H50ZM95 13V14H94ZM98 13H100V15L98 14ZM114 13V14H113ZM182 13V14H181ZM238 13V12H237ZM246 13V14H245ZM18 16H17V15ZM25 14V15H26ZM30 14H32L33 15V17H32V15H30ZM41 14H44L43 15V17L42 18H40L42 15ZM46 14V15H45ZM80 14V15H79ZM82 14V15H81ZM151 15V17H149L148 15ZM159 14L161 15V16H159ZM162 14H164L163 16H162ZM178 14H180V15H178ZM247 14H249V16L247 15ZM36 15H37V18H36ZM41 15V16H40ZM78 15V16H77ZM130 15V16H129ZM159 16L158 18H159V20H157L158 18H157V16ZM177 15V16H176ZM225 15V14H224ZM238 15V14H237ZM240 15H241V17H240ZM246 15L248 16V18L249 17H251V18H249L248 20H246ZM20 16H24V19H23V17H22V19H21V17ZM62 16V17H61ZM73 16V17H72ZM83 16V17H82ZM176 16V17H175ZM31 19H29V18ZM80 17V18H79ZM101 17H99V18H101ZM131 17V18H130ZM5 18H6V16H5ZM19 18L20 19V22H19V20L18 21H15V20H17V19ZM33 18H34V20H33ZM36 18V19H35ZM40 18V19H39ZM79 18V19H78ZM96 18V19H95ZM154 18H157V19H155V21H154ZM26 19V20H25ZM64 19V20H63ZM82 19V20H81ZM128 19V20H129ZM137 19V20H136ZM23 20H25V21H23ZM157 20V21H156ZM239 22H245V23H243L242 25H239V24H237V22L238 21ZM244 20V21H243ZM22 21V22H21ZM30 23V24H28L29 26L30 25H34L35 27H37V28H39V29H36L34 26H33V28H32V26H30V28H29V26L27 25V23L28 22ZM56 21V22H55ZM75 21V22H74ZM97 21V22H96ZM121 21V20H120ZM226 21V20H225ZM23 22L24 23H26V24H24L23 25ZM31 22H32V24H31ZM67 22V23H66ZM95 22V23H94ZM229 22V23H228ZM250 22H252V21H250ZM18 23H21V24H18ZM52 24L53 26H51V25H48L47 26V28L45 27V25H47V24ZM65 23V24H64ZM94 24V25H93ZM152 24V25H151ZM154 24V25H153ZM238 25V26H236V27H234L235 25ZM241 24V23H240ZM15 25V26H14ZM16 25H18L19 27H17ZM26 25H27V27H26ZM57 25V26H56ZM74 25V26H73ZM121 25H123L124 26V24L123 23H121ZM146 25V26H147ZM234 25V26H233ZM20 26H22L21 28H20ZM39 26V27H38ZM42 26V27H41ZM52 27V29H53V27H54V29L55 30H53V31H51L50 29H49V27ZM94 26V27H93ZM143 26V25H142ZM145 26V25H144ZM152 26H155V28H153V29H151V27ZM11 27V28H10ZM25 27V28H24ZM45 27V28H44ZM50 27V28H51ZM177 27V26H176ZM254 29H255V27L254 26H252ZM252 27H250L249 29L251 30H249V29H246V32L249 30L250 31V36H252L253 34H252V32H253V28ZM22 28H24V29H22ZM33 29V31H32V29ZM77 28V29H76ZM79 28V29H78ZM121 28H122V26H121ZM142 28V27H141ZM194 29L195 28V25H193V24H191L190 26H187V29ZM253 30H252V29ZM34 29H36V30H34ZM47 29V32H45V30ZM80 29H81V31H80ZM88 29V30H87ZM186 29V30H187ZM235 29V30H234ZM25 30H27V31H25ZM50 30V31H49ZM107 30V31H106ZM133 30V29H132ZM137 30V29H136ZM173 30H175V29H173ZM30 31H31V33H30ZM78 31V32H77ZM93 31V32H92ZM169 31V32H168ZM43 32V33H42ZM103 32H106V33H103ZM109 32V31H108ZM239 32V31H238ZM256 32H258V31H256ZM255 32V33H256ZM15 33V34H14ZM35 33V34H34ZM46 33V34H45ZM164 33V35L162 36L161 34H163ZM247 33V34H248ZM254 33V32H253ZM115 34V33H114ZM132 34L134 35V36H132ZM173 34H175V33H173ZM38 35V36H37ZM125 35V36H126ZM169 35V36H168ZM239 35V33L237 34V36ZM12 36V35H11ZM72 36V37H71ZM93 36H95L97 39H95L94 40V37ZM40 37V38H39ZM37 38H39V39H41V40H39V39H37ZM46 38H48V40L46 39ZM93 38V39H92ZM101 38V39H100ZM102 38H105V40L103 39L102 40ZM107 38V39H106ZM111 38V39H110ZM239 39L236 41V42H242V44H241V46H242V48L243 47H245V44L246 45H248L247 43H250V45L252 44V41H253V39L252 38H250L252 41H250V42H248L250 39L249 38H246V34H244L243 32H241V34L239 35V37H238ZM35 39V40H34ZM44 41H43V40ZM164 39V40H165ZM170 39V38H169ZM37 40V41H36ZM39 40V41H38ZM54 40H56V41H54ZM87 40V41H86ZM107 40H110L109 42L107 41ZM163 40V41H164ZM248 40V41H247ZM74 41V42H73ZM90 41H92V43L90 42ZM94 41H95V43H94ZM157 41H159L158 43H157ZM169 41V40H168ZM23 42H24V44H23ZM26 42V43H25ZM43 44H45V45H43ZM56 42V43H55ZM64 42V43H63ZM149 42H152L151 44H149ZM153 42H156V47H158V46H160V44H162L161 45V47H160V50H162V52L163 53H161L160 52V55H157V57L159 58V59H157L156 61L158 62V63H160V65H158V63L155 61V60H153L154 58L156 59L157 57H156V53L157 54H159L158 52L160 51L159 50V47L156 49V47H152L153 46ZM49 43V44H48ZM67 43H69L70 44V47H69V44H67ZM109 43H112L111 45L109 44ZM167 43V42H166ZM243 43H245V44H243ZM6 44V43H5ZM57 44H59V45H57ZM63 44H65V48L67 47V49L68 50H66V51H64L65 50V48L63 47L64 45ZM73 44H75V45H73ZM80 44V45H79ZM109 44V45H108ZM254 44V43H253ZM7 45V44H6ZM71 45H73L72 46V48H71ZM79 47H78V46ZM81 45H82V47H81ZM85 45V46H84ZM106 46V45H108V47L109 48H107L108 49V55L106 54V52H103V56H102V53L101 52H99L98 53V55L99 54H101V55H99V57H96L97 58V61H94V60H92V59H90L91 57H92V55H93V53L94 52H97V50L99 51L100 50V48L101 49H103L102 48V46ZM148 45H151L150 47L148 46ZM249 45V46H250ZM8 46V45H7ZM26 46V47H25ZM40 46V47H39ZM60 46V47H59ZM74 46H77V50H76V52H75V55L73 54L72 55V53L74 52H72V49H73V47ZM103 46V47H104ZM154 46H155V43H154ZM164 46V47H163ZM240 43H239V45H237L236 46V50L235 49H232L233 50V52H230L228 55H230V54H234L236 51H238L236 54H238V56H239V54L242 56V55H244V53H243V49H240ZM10 47H12L11 45H10ZM32 47V48H31ZM56 49H58V50H56ZM63 47V50L61 51H59V49L60 48H62ZM81 47V48H80ZM147 47L149 48V50H151L150 48H155L156 49V51L158 50V52H156L155 51V49H152L151 50V52L149 51V50H147ZM247 47L248 46H246L245 47V49H247ZM34 48H36L35 50H32V49H34ZM71 48V49H70ZM99 48V49H98ZM132 48H133V50H132ZM136 50H135V49ZM146 48V49H145ZM162 48V49H161ZM172 48V47H171ZM12 49H13V47H12ZM55 49V51H57V53L54 51L53 52V50ZM74 49H75V47H74ZM106 49V48H105ZM105 49H103V50H105ZM106 49V50H107ZM240 49V50H239ZM30 50L34 53V52H36V54H37V52L39 51L40 52V50L41 51H44V52H38L39 54H35V57H34V55H33V53L31 52L30 53ZM38 50V51H37ZM45 50H46V52H45ZM96 50V51H95ZM147 50V51H146ZM214 50H216V51H219V50H217V49H214ZM235 50V51H234ZM27 51H29V52H27ZM59 51V52H58ZM101 51V50H100ZM133 51V52H132ZM142 51H146L144 54L142 53ZM152 51L153 52H155L154 54H152ZM205 51V50H204ZM20 53V55L22 56V54ZM46 53V54H45ZM50 53V54H49ZM58 54V55H56V54ZM83 53H85L86 55H84ZM132 54L133 53V55L131 56L130 55V57L128 56L129 54ZM33 56H32V55ZM46 56H45V55ZM49 54V55H48ZM60 54H61V56H62V58L60 57ZM68 54V55H67ZM69 54L71 55V57L69 58ZM88 54V55H87ZM95 54H97V53H95ZM94 54V55H95ZM147 54V55H146ZM149 54V55H148ZM151 54V55H150ZM164 54V55H163ZM44 55V56H43ZM66 55V56H65ZM112 56V57H110V56ZM124 55V56H123ZM143 56L142 58H141V56ZM20 56V57H21ZM38 56V57H37ZM43 56V57H42ZM56 56H58V57H56ZM68 56V58L69 59H65L64 57H67ZM74 56V57H73ZM87 56H89L88 58H87ZM152 56H154L153 58H152V62H151V57ZM227 56V55H226ZM78 57V58H77ZM119 57V58H118ZM167 57V56H166ZM39 58V59H38ZM40 58H42V59H40ZM44 58V59H43ZM122 58V59H121ZM150 58V59H149ZM23 59V60H24ZM65 59V60H64ZM87 59H89V61H91L92 60V62L91 63H93V65L91 64V63H89V64H87V68H83V66H85L83 63H87L85 60H87ZM102 61H100V60ZM119 59H121V60H119ZM35 60V61H34ZM38 61V63H37V61ZM189 60V59H188ZM39 62H44L43 64L42 63H39ZM45 62L47 63V64H45ZM50 62V63H49ZM56 62H60L59 64L58 63H56ZM74 62V63H73ZM99 62L100 63H102L103 64V66H104V68L106 69H99V68H101L100 66V64H99ZM107 62V61H106ZM184 62H186V60L184 61ZM52 63V64H51ZM80 63L81 64H83V66H81L80 65ZM94 63H96V65L97 66H95V64ZM173 63V62H172ZM179 63H180V61H179ZM178 63V64H179ZM187 63V62H186ZM185 63V64H186ZM190 63V61H188V63L187 64H189ZM37 64V65H36ZM38 64H40V65H38ZM50 66H49V65ZM57 64V65H56ZM62 64V65H61ZM77 64H79V65H77ZM98 64H99V66H98ZM149 64V65H148ZM161 64L163 65V66H161ZM171 64V63H170ZM176 64H177V62H176ZM183 64V63H182ZM185 64H183V65H185ZM187 64L185 65V66H187ZM32 67H31V66ZM57 66V68L54 70V69H52V72H53V70L56 72V73H51L50 74V70L49 69H51L50 67H52V66ZM89 65V66H88ZM145 65H147V67L145 66ZM180 66H179V68H177V69H181L180 67H181V63L179 64ZM39 66V67H38ZM48 66V67H47ZM63 66H64V68H63ZM102 66V67H103ZM155 66L156 67H158L159 68V66L160 67H162L161 68V70H159L158 68H155ZM184 66V67H185ZM190 66V65H189ZM46 67V68H45ZM60 67V68H59ZM78 67V69L80 70L81 69V67H82V69H84V71H83V73H82V71H78L76 68ZM146 67V68H145ZM148 67H150V68H148ZM154 67V68H153ZM166 67V66H165ZM183 67V68H184ZM39 68V69H38ZM45 70V72L48 70V71H50L49 72V74L50 75H52V77L48 74V73H45L44 72V70ZM53 68H55V67H53ZM59 68V69H58ZM90 68H92V73H90V72H88L89 70H91ZM151 68H153V69H151ZM182 68V69H183ZM186 68H188V66L186 67ZM57 69H58V73L60 74V76H61V74H64V76H59V74L57 73ZM74 69V70H73ZM143 71H142V70ZM156 69H158L157 71H156ZM165 69V70H164ZM30 70H31V72L33 71V75H31V72H30ZM38 72H37V71ZM41 70L43 71V74H47V75H49L48 77L50 78H48L46 75H44V80H46V82L45 81H43V79L41 80V78H42V76H40V74H41ZM61 72H60V71ZM62 70L64 71V73L62 72ZM73 70V71H72ZM97 70V71H96ZM105 70V71H104ZM139 70V69H138ZM149 70V71H148ZM155 70V71H154ZM253 70V69H252ZM35 71V72H34ZM47 71V72H48ZM99 71V72H98ZM100 71H102V72H105L106 74H103V73H101ZM118 71V70H117ZM130 71V70H129ZM129 71L127 72L126 71V73H127V75H128V73H129ZM152 71V73H149V72H151ZM180 71H182V70H180ZM19 72H21V71H19ZM249 72V69H243L242 70V74H247ZM30 73V74H29ZM98 73H101V74H98ZM161 73V72H160ZM185 73V72H184ZM37 76V77H35V75ZM42 74V75H43ZM58 74V75H57ZM79 74V75H78ZM90 74H94L93 75V77L91 76V78L92 79H89L88 78V76H90ZM131 73H129V75H130ZM148 74V75H147ZM150 74V75H149ZM154 74V75H155ZM168 74V73H167ZM122 75H124V73H122ZM186 75V74H185ZM87 78V79H89V82H87V81H84L85 80V77ZM55 77V78H54ZM56 77H58V78H56ZM63 77V78H62ZM67 77V78H66ZM128 77L129 76H126V81L128 80ZM162 78V77H164V76H160V74H159V77H158V75H157V77L155 76V79H154V83L155 84H157L158 85V87H156V85L155 84H153V82H151L152 83V85H150V86H152L151 87V89L153 90V91H156L157 89L156 88H159V83L161 82V80H160V82H159V78ZM165 77H167V76H165ZM40 78V79H39ZM52 78V79H51ZM82 78H84V79H82ZM147 78V79H148ZM156 78L158 79V83H156L157 82V80H156ZM184 78V77H183ZM61 79V80H60ZM67 79H68V81H67ZM86 79V80H87ZM96 79H97V77H96ZM163 79V78H162ZM185 79V78H184ZM67 82H66V81ZM76 80V81H75ZM91 80V81H90ZM41 81H43V83L45 82V83H47V85H43V83L41 82ZM49 81V82H48ZM61 81V82H60ZM65 81V82H64ZM70 81V82H69ZM95 81V80H94ZM104 81V80H103ZM170 81H171V79H170ZM169 81V83H171ZM87 82V83H86ZM96 83H98L97 82V80L95 81ZM94 82V83H95ZM163 82V81H162ZM161 82V84H162V86L163 85H165V84H169V83H167V81H165V82H163L162 83ZM42 83V84H41ZM50 83H53V85L52 84H50ZM61 85L62 83V88L60 87V85ZM68 83H71V84H68ZM50 84V85H49ZM93 84V83H92ZM90 86H92L91 85V83L89 84ZM99 85V84H98ZM153 85H154V89H153ZM166 85V86H167ZM38 86V87H37ZM44 86V87H43ZM51 86V87H50ZM58 86H59V88H58ZM67 86V87H66ZM94 86V85H93ZM149 86V87H150ZM169 86V85H168ZM34 87V88H33ZM55 87H56V90H54L55 89ZM63 87H64V89H63ZM66 87V88H65ZM95 87H96V85H95ZM101 87V86H100ZM102 87H105V86H103V83H102ZM179 87H182V89L184 88L183 86H179ZM179 87H178V89H179ZM45 88H47V89H45ZM54 88V89H53ZM57 88H58V90H57ZM80 88V89H79ZM88 88H89V86H88ZM91 88V87H90ZM89 88V89H90ZM148 88V87H147ZM164 88H165V86H164ZM34 89H37V90H34ZM51 91L52 89L54 90V93H52V92H50L49 90ZM63 89V90H62ZM92 89V88H91ZM96 89H98V87L96 88ZM150 89V90H151ZM156 89V90H155ZM181 89V88H180ZM181 89V90H182ZM187 89V88H186ZM186 89H184V91L186 90ZM73 90V89H72ZM93 90V89H92ZM92 90H91V92H92ZM165 90H167V87H166V89ZM181 90L179 91V90H177L176 89V92H177V94H178V96H180L182 93H185V92H182V93H180L181 92ZM22 91H23V93H22ZM49 91V92H48ZM58 93H57V92ZM74 91V90H73ZM76 91V90H75ZM95 91H97V90H95ZM153 91H151V92H153ZM183 91V90H182ZM187 91H188V89H187ZM186 91V92H187ZM41 92V93H40ZM46 92H48L47 94H50V93H52V94H55V95H51V96H58L61 100H60V103H61V105H58L59 103H57V102H59V98H58V101H56V98L55 99H52L51 101H49L48 99H46L47 97H45V96H48V97H50L49 95H45L44 93H46ZM63 92V93H64ZM99 92H100V90H99ZM27 93V94H26ZM39 93V94H38ZM88 93H90V90L88 91ZM156 93V92H155ZM180 93V94H179ZM31 94V95H30ZM35 94V95H34ZM44 94V95H43ZM59 94H61V96H59ZM67 94H68V92H67ZM91 95L93 94V93H90ZM95 94V93H94ZM93 94V95H94ZM98 94H101V93H98ZM33 95V96H32ZM37 95V96H36ZM40 95V96H39ZM86 95V96H85ZM185 96V94H182L181 96H180V98L182 97V96ZM83 97L85 96L86 98L87 97H89L90 95H87V93L86 94H84V95H82ZM183 96V97H184ZM199 96V98L201 97L202 99H201V101L203 100L204 101V99L206 100V94H200V95H198ZM198 96L196 95V98H192L193 100H194V103L196 104V101L195 100H197V98H198ZM68 97V96H67ZM71 96H69V98H70ZM64 98H66V95L64 96ZM90 98H91V96H90ZM92 98L94 99V97L92 96ZM91 98V104H90V102H89V106H88V103L86 104L87 105V107H89L90 109H91V107H92V110H93V112L95 113L96 112V110H98V108H100V106L97 104V103H95L94 102V100ZM108 98V97H107ZM110 98V97H109ZM62 99L64 100V102L62 101ZM85 99V98H84ZM89 99V98H88ZM31 100H33V101H31ZM44 100V101H43ZM49 101V102H52V103H50V107L51 106H53V103H55L54 105H56L57 104V106H55L54 108H52V109H48V110H46L47 108H49V106H46V105H49L48 103H47V101ZM85 100H87V99H85ZM189 100V99H188ZM193 100H189V101H191L192 103L190 104H188V105H194V103H193ZM198 100H200V99H198ZM198 100H197V102H198ZM7 101H8V99H7ZM10 101V100H9ZM29 101H31L30 102V104H29ZM37 102V104H36V102ZM56 101V102H55ZM62 101V102H61ZM92 101L94 102V103H92ZM96 101V100H95ZM105 101V100H104ZM12 101H10V103H7V102H4V104L5 103H7L8 105H11V104H13L14 105V103H11ZM107 102H110V101H108V99L106 100V103ZM35 103V104H34ZM39 103V104H38ZM65 104L64 105V107H63V105L62 104ZM74 103V102H73ZM7 104H5L4 106H3V104H2V110H4V107L6 106V108L9 110L10 108H8L7 107ZM26 104H29V107H28V105H26ZM52 104V105H51ZM94 104V105H93ZM108 104V103H107ZM115 104V103H114ZM24 105H26V107L23 109V106ZM35 105V106H34ZM44 105V106H43ZM96 105H98V106H96ZM112 105V104H111ZM110 105V106H111ZM31 106H34V108L33 107H31ZM42 106H43V108H42ZM47 108H46V107ZM74 106H76V105H72L71 104V106L69 105V107L70 108H72L73 107V109L72 110H74L75 108H74ZM109 105H107V108L109 109L110 107H108ZM113 106H115V105H113ZM186 106V105H181L180 106V108H182V109H188V108H192V107H194L195 108V106H196V111H195V109H194V111H192V110H186V112L188 111L189 112V114H188V112H187V115H185L186 113H181L182 112V109H180L179 107V111L181 110V112H179L180 114H184L185 116H186V118H187V120H188V123H187V121L185 120L186 118L184 117V116H182L181 115V117L180 116H178V120H180V122L178 121V120H176V121H174L175 122V124H174V122L173 121H171L170 122V120L168 119V118H166V116H164L163 117V119H165V121H166V123H167V121H169V123L170 124H166L165 122H162V123H164V124H162L163 125V130L162 129H160V131L162 130V132H158L157 130H156V126H154L153 125V122H151L152 124H150L151 126L150 127H154L155 128V130H154V128L153 129H150V127L148 128V130H149V134H150V136L152 137V138H155V139H159L160 141H158V144H156L155 145V147H154V153H158V154H160L161 156H162V160L163 161H159L158 163H157V167L159 168V170L157 171V172H153L154 170H152V173L149 175V177H148V173L146 174L145 173V175H147V177L146 178H148L147 180L145 179H143L142 177V174H141V179L142 180H144V181H146V183H147V185L146 186H144L145 184L143 183L142 185L144 186V187H147L146 189H147V191L148 192H152V186H155V185H158V188H160V186H161V188L160 189H157V190H160L161 192V194L162 195H160L159 196V198L162 196L165 200L163 201V204H164V202H167V203H165L166 205H167V207H169L168 208V210H165V208H166V205L164 204H162V210L160 209L161 207H159L158 209L159 210H161V211H166V212H164L163 213V215H165V216H163V218H162V215L160 216V215H156V214H154L155 216H154V218H155V220H156V222H157V226L158 227H155L154 225H151V224H147V223H149V220H148V216H147V223H146V227L144 226V225H142V224H139V225H142V226H140L141 228H142V230H141V228L139 227V226H137V227H135V228H132L131 230H130V228H131V226L129 227V225H128V227H127V225H125V223L124 224H122V223H120L121 225V231H123V234L125 235H118L117 237H118V239H120V238H122V237H124V239H120V240H123L124 242H121V243H123L124 244V247H122V249H124L123 251H125V253L127 254H125V253H123L124 254V256H123V254H122V252H121V250L120 251H117V250H119V249H121V246H120V244H118V241H120V240H118L117 242H114V240H116V235L115 234H112V232H114V229H112V228H114V225L116 226V224H118V222L117 221H121V222H123V220H119V219H117V221L116 220H111L110 218L114 215L113 213H115V212H111V211H109L110 212V221H113V222H115L116 221V223L114 224V223H110V225L111 224H113V226H110V225H108L107 223V225H106V227L104 226L105 225V223H103L104 225V227H105V232L106 233H109V234H112V236L114 237V235H115V239H112L113 241V244H111V243H109V240H108V244H111L110 246H107L109 249L108 250H111V251H113V248H114V250L115 251H117V255L115 254L114 256V259L116 260V259H118L119 261H118V263L119 264H181V263H183V264H185V263H187V264H190V262H193V264H194V261H195V264H203V263H207V264H214V262L212 261V260H214L215 261V258H212V257H217L219 254H217V252H216V250H219L220 252H218V253H220L221 254V252L223 251H227L228 252V249L227 250H225V249H223L222 250V248H224V247H222V248H220L222 245H221V243L224 241H230V240H227V239H223V238H226V237H224V235L223 236H217L215 233H213L212 231L213 230H210V231H207L208 229H211L212 227H214V232H215V229H220V225L219 224H221L222 222H223V220L222 219H224V218H226L227 217V219H229V220H227L226 219V221H225V223L223 224V225H225L224 226V234L226 233L227 235H229L230 236V238H233V236H231L230 234H233L232 233V231H231V229H234L233 231H235V229L237 230V231H235L234 233H236V232H238L239 230L238 229H242L243 231H244V233L243 234H239L238 233V235H239V239H237L236 238V241L238 240H242V241H244V242H242V243H244V245L243 246H246L247 247V251H248V248H251V246H252V251L253 250H255L254 251V254H253V256H255L256 255V257H259L260 256V254H258L259 256H257V253L259 252V253H262L263 251H264V232L262 231L264 228L262 227V226H264V225H262L261 227L263 228H261L260 226H256L257 225V221L258 220H262V219H259L260 218V215H262V213L264 214V207H263V205H261V203L262 204H264V190H260L261 189V186L263 187V189H264V175L262 174V172L260 171V172H258V170H257V173H256V171L254 172V174H255V176L253 177V176H251V177H249L248 178V180L250 181V182H248L250 185H252L251 184V182L252 183H254V181H256L255 183L256 184H260L261 186H257L256 184H255V186H254V189H256V188H258L257 189V191L255 192L254 191V193L252 192L251 194H249L250 192H248L249 191V188L247 189L248 191L246 192V189L245 190H240L241 188L239 187V189H237L238 188V186H236L237 188H235V183L237 182V181H239V182H242L241 180V178H239V177H237V176H233V175H231V173L229 174L228 173V177H226L227 176V172L225 173L226 175H225V177L227 178H225L224 177V174H222V169H219V168H222V166H224L223 165V163L220 161V159H221V157L222 156H219V150H218V148H215V149H213L214 147H215V140L214 141H211L210 139H206V138H204V136H202V135H200L198 132H196L197 131V129H196V131H195V128H197L196 126H195V128L193 127L194 125H197L198 126V122L200 121V123L202 124L204 121H205V119H206V115L203 113V112H198L199 110H197V105H195V106ZM60 107V110H59V112H60V114H59V112H58V108ZM6 108H5V110H6ZM28 109V110H26L25 111V109ZM38 108V109H37ZM46 108V109H45ZM78 108H80V107H78ZM78 108H76V110H74L73 112H74V114H76V112H77V109ZM94 108L96 109L95 111H94ZM12 109H10L12 112H13V110ZM33 109V110H32ZM45 109V110H44ZM65 109V108H64ZM81 109V108H80ZM80 109H78L79 111H80ZM88 109V108H87ZM122 109V108H121ZM7 110V114H8V116H12V114H10L9 115V111ZM68 110H71V109H68ZM149 110V109H148ZM10 111V112H11ZM61 111H63L64 113H65V111H66V114H64V113H62ZM91 111V110H90ZM105 111H107L106 109H105ZM120 111V110H119ZM122 111V110H121ZM120 111V112H121ZM150 111H152L151 109H150ZM17 112V111H16ZM40 112H41V114H40ZM70 112V111H69ZM68 112V113H69ZM92 112V111H91ZM123 112V111H122ZM191 112V113H190ZM192 112H194V115H196V116H199V117H197L198 119H197V124L195 123V118L193 117V113ZM20 113V112H19ZM20 114V116H23L24 115V113L23 114ZM26 114L25 113V116L27 115L28 117L30 116V114ZM44 114V116H46V117H44V116H42L43 114ZM64 115H62V114ZM72 113V112H71ZM80 113H81V111H80ZM57 114V115H56ZM73 114V113H72ZM96 114V113H95ZM113 114V113H112ZM122 114V113H121ZM191 114V115H190ZM60 115V117H58ZM109 115H111V114H109ZM179 115V114H178ZM190 115V116H189ZM18 116V115H17ZM25 116H23L25 119H27V117H25ZM53 116H56L57 118L56 119H53ZM71 116V115H70ZM73 116V115H72ZM71 116V117H72ZM189 116V117H188ZM49 117V118H48ZM52 117V118H51ZM69 116H67L66 118H68ZM74 117H76L75 115H74ZM111 117V116H110ZM118 117H121V116H118ZM182 117H184L185 119H182ZM47 118V119H46ZM51 118V120H49ZM55 118V117H54ZM63 120H62V119ZM122 118V117H121ZM180 118V119H179ZM5 120H3L2 121V123L5 121V123H7V119H6V117L4 118ZM10 119V118H9ZM75 119V118H74ZM73 119V120H74ZM77 119H79V118H77ZM111 119H112V117H111ZM118 120H120L119 118H117ZM162 119V120H163ZM168 119V120H167ZM1 120V119H0ZM12 120V119H11ZM40 122H39V121ZM53 120H55V121H53ZM56 120H58V121H56ZM60 120V121H59ZM62 120V121H61ZM76 120V119H75ZM82 120V119H81ZM181 120H183V121H185V122H183V121H181ZM208 120L209 121H211V119H210V117L208 118ZM10 121V120H9ZM38 121V122H37ZM84 121V120H83ZM1 122V121H0ZM60 122L62 123V124H60ZM79 122V121H78ZM106 122H108V121H106ZM262 120H261V123L259 124V126L257 127V130H255V131H257L256 133H255V131L254 132H252L251 134H248V136L249 137H252V138H250L249 140H251V141H253L254 143H253V145H251L250 146V148H248V149H241V151H240V149H236V151L235 150H233V154H235V155H237L239 158H245L247 155H248V153H250V152H252V149H253V152L255 153L256 151V153L254 154L253 153V155H254V158H255V160H256V158H257V161L259 162V163H261L259 160L260 159H263V161H262V163L264 164V125H262ZM0 123V128H1V130H0V132H2L3 131V133H4V131H5V129L6 128H4V127H6L5 125V123ZM40 123V124H39ZM47 123V124H46ZM57 123V124H56ZM59 123V124H58ZM88 123V122H87ZM178 123V124H177ZM183 123V124H182ZM189 124V123H191V125H192V127H191V125H188V126H184V129L182 128L183 127V125L184 124ZM46 124V125H45ZM55 124V125H54ZM172 124V125H171ZM47 125H49L48 127H47ZM59 125V127H56V126H58ZM76 125H80V127L82 128V129H80L81 130V132H79V130L77 131L78 133H75V132H73V133H75V134H77V135H79L80 134V136L82 135H85V136H89V135H87L89 132H88V128H87V126L89 125H84V124H79V123H77ZM76 125H73V127L75 126L76 127ZM85 126V128H83L82 126ZM153 125V126H152ZM174 125H176V126H174ZM210 125H211V123H210ZM262 125V126H261ZM90 126V125H89ZM88 126V127H89ZM181 126V127H180ZM55 127V128H54ZM173 127H174V129H173ZM175 127H176V129H177V131H176V129H175ZM186 127H188V128H186ZM189 127H191V131H189ZM260 127H262L261 129H260ZM2 128H3V130H2ZM41 128V129H42ZM162 128V127H161ZM186 128V129H185ZM59 129V130H58ZM78 128H76V130H77ZM194 131H193V130ZM58 132H57V131ZM73 130L75 131V129L73 128ZM86 133V134H84V133H82L83 131ZM87 130V131H86ZM90 130V129H89ZM259 130V131H258ZM58 133V135L56 134V132ZM66 131V130H65ZM68 132V134H69V130H67ZM43 132V131H42ZM92 132V131H91ZM90 132V133H91ZM3 133H0V135L1 134H3ZM52 133L53 134H55L54 136L52 135ZM93 133V135L95 136V138H96V134H94V132H92ZM92 133H91V135L90 136H92V138L90 137V139H92L93 141H92V143L93 142H96V143H99L100 144V142H102L101 140H97V139H99L100 138V136H99V138H96V139H94V137H93V135H92ZM65 134V133H64ZM162 134V136H160ZM99 134H97V136H98ZM252 135V136H251ZM2 136V135H1ZM1 136H0V138H1ZM59 136V137H60ZM67 135L65 134L64 135V137H66ZM73 135H71V136H69V137H72ZM79 136V137H80ZM81 136V137H82ZM247 136V135H246ZM246 137L247 138V140H248V138L249 137ZM63 137V138H64ZM68 137V136H67ZM76 137V136H75ZM261 137H263V141H261L260 140V138ZM3 138V137H2ZM63 138H60V139H63ZM76 138H78V137H76ZM164 138H165V140H164ZM59 139V138H58ZM65 139V138H64ZM69 138H67V140H68ZM72 139H74V136L72 137ZM72 139H71V141H72ZM82 139V138H81ZM113 138H111V141L109 140L108 142H113L114 140H112ZM255 139V140H254ZM48 140V139H47ZM67 140H65V142L67 141ZM77 140V139H76ZM99 141V142H97V141ZM161 140H163V143H164V141H166V143H164V145H162V142H161ZM52 141V140H51ZM50 140H49V142H51ZM57 141V140H56ZM69 141H70V139H69ZM84 141V139L83 140H81V142H83ZM85 141H87V140H85ZM106 141V140H105ZM58 142V141H57ZM77 143H79V140L78 141H76ZM75 142V144H77ZM115 142V141H114ZM113 142V143H114ZM60 143H61V141H60ZM60 143H58V144H60ZM63 143V142H62ZM67 143H69V146H70V144H71V142H68L67 141ZM73 143H74V140L72 141V144H71V146L73 145ZM84 143V142H83ZM86 143V142H85ZM91 143V141H88V145ZM248 143H250V141L248 142ZM50 144V146L52 145L51 143H49ZM58 144H57V146H55V147H58ZM74 144V145H75ZM102 144V146H100ZM100 145H99V147H102V148H105L106 147V145L104 144V141H103V143H101ZM104 144V145H103ZM56 145V144H55ZM63 144H61L60 145V147L59 148H61V146H62ZM65 145L67 146V144L65 143ZM73 145V146H74ZM78 145V144H77ZM79 145H82V143L80 144L79 143ZM86 145V144H85ZM87 145V146H88ZM93 146H94V143L92 144ZM92 145H89L90 146V149L92 150V148H91V146ZM112 145V144H111ZM161 145H162V147H163V149L161 150ZM256 145V146H255ZM69 146H67V147H69ZM70 146V147H71ZM73 146H72V148H73ZM86 146V147H87ZM88 146V147H89ZM105 146V147H104ZM254 147V148H251V147ZM75 147V146H74ZM84 147V146H83ZM86 147H85V149H86ZM87 147V148H88ZM98 147V148H99ZM205 147V148H204ZM258 149H256V148ZM63 148H65V146H63ZM82 148V146H80V150H82L81 149ZM94 148H95V150H96V148L97 147H93V150H94ZM172 148H174V149H176V151L175 152H173V153H175V154H178V155H182V157H183V159L182 160H184V161H176L175 162V164H174V161H168L169 160V150L170 149H172ZM207 148V149H206ZM67 149L68 148H65L64 149V151L66 150L67 151ZM75 149V148H74ZM74 149H72L73 150V152H75L77 149H78V147L76 148V150L74 151ZM85 149L83 148V150L85 151ZM209 149V150H208ZM211 149V150H210ZM3 150L4 149H2V152H3ZM6 151H7V149H5ZM4 150V153L6 152ZM58 150H61V149H58ZM58 150H56V155L58 156V153L59 152H57ZM72 150L70 149H68V151H71V153H73L72 152ZM79 150V149H78ZM78 150H77V153H75V155L76 154H79V156L81 155L80 154V152L81 151H79L78 152ZM82 150V151H83ZM99 150V149H98ZM161 150V151H160ZM248 150V151H247ZM250 150V151H249ZM63 151V150H62ZM63 151V152H64ZM86 151H89V148H88V150H86ZM86 151H85V153H86ZM90 152V151H89ZM88 152V153H89ZM93 152V151H92ZM94 152H97L96 153V155H95V158H96V156L98 155V153L100 154V152H98V151H94ZM3 153V154H4ZM103 153V152H102ZM7 154H8V151H7ZM64 155H68V153L67 152H65V153H63ZM69 154H70V152H69ZM84 154V153H83ZM87 154V153H86ZM90 154V157L92 158L94 155H92L91 153H89ZM94 154V153H93ZM61 155H62V153L60 154V157L59 158H61ZM63 155V157H64V159H65V157H67V155L66 156H64ZM71 155V154H70ZM73 155H74V153H73ZM88 156V155H87ZM100 156H102V154L100 155ZM103 156H104V154H103ZM219 157V159H218V157ZM242 156H245V157H242ZM63 157H62V160H63V162L64 163H62V160H60V162H61V164H59V165H56L57 167H53L52 165H50V167H52V168H48V167H46V169L48 168L50 171H48V173L47 172H45L44 174L42 173L41 174V176L40 177H42V179L43 178H45V180L47 179V177H48V179L50 178V179H53V178H51V177H53V176H55L56 177V179H59V177L61 176V175H58L59 177L57 178V173H60V174H63L62 172H63V168H66V166L68 165L67 163H66V160L64 161V159H63ZM69 157V156H68ZM67 157V159H70V158H68ZM74 156H72L71 158H73ZM77 157V156H76ZM89 157V158H90ZM56 158H58V157H56ZM55 158V159H56ZM89 158H86L85 160H87V161H83L82 159H83V156H82V159H81V157H80V159L82 160V161H80V160H78L79 162H80V164H81V162H82V165H81V167H83V165H85L86 166V162H88L89 163V165H90V163L92 162L93 163V159H94V157L92 158V160H91V162H89ZM77 158H75V160H76ZM79 159V158H78ZM100 160L102 159V162H106V159H104L103 157L102 158H99ZM98 159V160H99ZM104 159V160H103ZM181 159V158H180ZM58 160V159H57ZM73 160L74 159H72V161H71V164H73L74 162L75 163H77V164H79V162H77V161H75L74 160V162H73ZM54 161V160H53ZM218 163V161H219V164H217V165H215L216 164V162ZM55 162L58 164L59 162L58 161H56L55 160ZM54 162V163H55ZM97 162H99V161H97ZM182 162V163H181ZM224 162V164L226 163L227 164V162H225V161H223ZM51 163H53V162H51ZM55 163V164H56ZM85 163V164H84ZM106 163H108V162H106ZM204 163L206 164L205 165V167H203V165H204ZM208 163H210V165L208 164ZM67 164V165H66ZM70 164V163H69ZM76 164V165H77ZM94 164V163H93ZM173 165V168H170L172 165ZM252 164V163H251ZM66 165V166H65ZM88 165V166H89ZM169 165H170V167H169ZM175 165V166H174ZM250 165V164H249ZM78 167H79V165H77ZM88 166H86L87 167V169L90 167H88ZM94 166V165H93ZM93 166H92V168H93ZM96 166V165H95ZM216 166H217V168H216ZM221 166V167H220ZM226 166V165H225ZM225 166L223 167L224 169H223V171H226L225 170ZM228 166V168H230L231 166H229V165H227ZM227 166H226V168H227ZM251 166H254V164H252ZM153 167H154V165H153ZM234 167V166H233ZM156 168V167H155ZM235 168V167H234ZM251 168V167H250ZM82 169V168H81ZM205 169V170H204ZM212 171H211V170ZM86 170V169H85ZM156 170V169H155ZM162 170H167L168 171V176L169 175H171L170 176V178H167V174H166V176H165V174H164V177H163V175H161V171ZM207 170H210V171H207ZM218 170H220L221 172H219ZM87 171H89V170H87ZM160 171V172H159ZM214 171V172H213ZM163 172V171H162ZM52 173H56V174H52ZM138 172H136V174H137ZM211 173H213V174H211ZM224 173V172H223ZM232 173H233V171H232ZM50 174V175H49ZM65 174V173H64ZM195 174L197 175V176H195ZM201 175V177H202V179H200V180H202V181H204L205 183H206V181H207V179L210 177L211 178V182H212V184H210L211 185V187H210V185L208 186V188H207V191L205 192V193H209V192H212V190H209L210 188L211 189H213L214 190V192H213V194L211 193H209L210 195H208V196H206L205 195V193H203L204 195L203 196H200V194L196 191V190H198V189H201V188H203V187H199L198 189H196L195 190V188H197V187H194L193 188V186L197 183V181L198 180H196L197 178H200V177H198V176H200ZM49 175V176H48ZM144 175V174H143ZM196 177V181L194 180V176ZM230 175L232 176V177H235V179L236 178H238L239 180H235L234 178H231L230 179V181H232V182H234V181H236V182H234V184L231 182V184H230V181H228L227 182V180H229V178H230ZM235 175V174H234ZM257 175V176H256ZM28 174H27V178H28ZM47 176V177H46ZM64 176V175H63ZM138 176V175H137ZM139 176H140V174H139ZM181 176V177H180ZM190 176V177H189ZM191 176H192V178H193V180L192 181H190L192 178H191ZM259 176V177H258ZM25 177V178H26ZM30 177V176H29ZM168 179V182H166V181H164V180H166V178ZM185 177V178H184ZM186 177H188V178H186ZM204 177V178H203ZM207 177V178H206ZM259 178L260 179V181L258 182V180L259 179H256V178ZM60 178H62V177H60ZM64 178H65V176H64ZM60 179L59 181L62 183V182H67V181H65V180H68L69 182H71L72 183V179H67V177H66V179ZM139 178V177H138ZM165 178V179H164ZM182 178H184V179H182ZM189 178H191V179H189ZM206 178V179H205ZM50 179H49V181H50ZM136 179V178H135ZM187 179H189V180H187ZM205 179V180H204ZM217 179H219V182L217 181ZM226 180V183H228L229 185H234V189H232L233 187L232 186H230V191L231 192H229L228 191V188H229V185H227V184H224L225 183V180ZM232 179H234V180H232ZM241 179V180H240ZM44 180V179H43ZM55 180V179H54ZM54 180H53V182H54ZM62 180V181H61ZM64 180V181H63ZM142 180L140 181V182H142ZM180 180H182V181H180ZM48 180L47 181H43V183L45 182V184H50V183H47V182H49ZM189 181V182H188ZM209 181V180H208ZM216 181H217V184H216ZM224 181V182H223ZM50 182H52V180L50 181ZM56 182H58L57 180H56ZM136 182H137V180H136ZM181 182V183H180ZM185 183V184H183V183ZM196 182V183H195ZM201 182V181H200ZM239 182L238 183H236V185H238L239 184ZM138 183V182H137ZM188 183H189V185H191L190 187H192V188H190V187H188V188H190L189 190H187L186 188V186L185 185H188ZM192 183H195L194 185L192 184ZM204 183V184H205ZM210 182H208V184H209ZM215 183V184H214ZM221 183H222V186H221ZM243 183V182H242ZM199 185L201 184V183H198ZM219 184V187L217 186ZM248 184V185H249ZM138 185L140 186V183H138ZM177 185H178V188H177ZM185 186V189H184V186ZM193 185V186H192ZM203 185V182H202V184L200 185V186H202ZM213 185V186H212ZM216 185V186H215ZM226 185V186H225ZM240 186H241V184H239ZM195 186H197V184L195 185ZM143 187V188H144ZM166 187V188H165ZM181 187V188H180ZM218 188V189H215V188ZM220 187H222V188H220ZM242 187V186H241ZM256 187V188H255ZM260 187V188H259ZM164 188V189H163ZM246 188V187H245ZM251 188V187H250ZM253 188V187H252ZM140 189V188H139ZM146 189H144L145 190V192H144V190L142 191V192H144V193H146L147 191H146ZM153 189H156V187L155 188H153ZM178 189H180V190H178ZM220 189V190H219ZM243 189V188H242ZM141 190H142V188H141ZM140 190V191H141ZM195 190V193L193 194V191ZM216 190V191H215ZM217 190H218V192H217ZM233 190V191H232ZM236 190L237 191H239V192H237L236 193ZM258 190L261 192V193H258ZM185 191H188L189 193L187 194V192H185ZM199 192H200V190H198ZM203 190H201V192H202ZM228 191V192H227ZM252 191H253V189H252ZM168 193V195H166L167 193ZM182 192H183V194H185V195H187L185 198H184V196L182 197L181 196V194H182ZM185 192V193H184ZM196 192H197V194H196ZM200 192V193H201ZM219 192H221L220 193V199L219 200H217L218 199V197H219ZM245 192V193H244ZM214 193H217V195H215ZM246 193H248V194H246ZM258 193V194H257ZM263 193V194H262ZM137 194H139V192L138 193H136V196H137ZM193 194V196L194 197H192V200L193 201H195L194 199H196V201H198L199 202V204H201L202 203V205L203 206H205V207H200V205H197L198 203L196 202V208H194L195 210H193V204H194V206H195V203H193L192 202V200H190L191 198V195ZM199 194V195H198ZM234 194H236V195H234ZM140 195V194H139ZM144 195V194H143ZM142 195V196H143ZM170 195H171V197H170ZM212 195V196H211ZM229 195V196H228ZM234 195V196H233ZM154 196V195H153ZM158 196V195H157ZM157 196H155V197H153V199L154 198H156ZM169 196V197H168ZM199 196H200V198H199ZM209 196H210V198H209ZM218 196V197H217ZM240 196H242V201L243 202H246L245 203V205L244 206H248L249 204L251 205V210H252V212L251 211H248L247 212V209H246V207L244 208V209H246V210H243L241 207H240V205L241 204H238L237 205V202L241 199V197ZM245 196V197H244ZM144 197H145V195H144ZM146 197H149L151 200H152V194H149V195H147ZM173 197V198H172ZM213 197V198H212ZM228 197H229V199H228ZM243 197H244V199H243ZM132 198V197H131ZM158 198V199H159ZM170 198V199H169ZM173 200H172V199ZM184 198V199H183ZM194 198V199H193ZM227 199V202L225 201L226 199ZM133 199H134V201H136V198H135V196L133 197ZM157 199V198H156ZM157 199V201H159ZM168 199V200H167ZM207 199H209V200H207ZM213 200V202H212V200ZM215 199V200H214ZM239 199V200H238ZM248 201H247V200ZM144 200H145V198H144ZM147 200H148V198H147ZM182 200H184V201H182ZM205 200V201H204ZM207 200V201H206ZM216 200H217V203L218 204H220L221 205V208L219 207V208H216L217 206H214V205H217L216 203H214V202H216ZM228 200L230 201L229 203H228ZM233 200V201H232ZM133 201V202H134ZM157 201H155L154 200V203L153 204H155V202H156V204H158V206H161V204H160V202H157ZM162 201V200H161ZM209 201V202H208ZM153 202V201H152ZM179 202V203H178ZM181 202H183L184 204H181ZM191 202L193 203V204H191ZM240 202V201H239ZM238 202V203H239ZM247 202H248V204H247ZM129 203V202H128ZM134 203H136V202H134ZM134 203H132V201L130 202V207H131V205L133 206V204ZM170 203H172V204H174V205H170ZM253 203H256V206L257 207H259V204H260V207L259 208H261L262 207V212H261V210L259 209V208H257ZM257 203H259V204H257ZM175 204H178V206L181 204V205H183V206H177V205H175ZM211 204V205H210ZM243 204V203H242ZM247 204V205H246ZM252 204L254 205L253 207H255V208H257V209H255V210H260V211H255L254 213H253V208H252ZM219 205V206H220ZM235 205H237L236 207H235ZM173 206H174V208H173ZM189 206H190V208H189ZM241 206H243V205H241ZM110 207V210L111 209H113L112 208V206H108L107 207V209ZM134 207H135V205H134ZM172 207V208H171ZM216 208V210H217V212H219V214L221 215V221H219V218H218V216H220L219 214H217L216 216L215 215H213V214H215L216 213V210H214L213 208ZM223 207V208H222ZM249 207V206H248ZM141 208V207H140ZM144 208V207H143ZM171 208V209H170ZM191 208H192V210L194 211H192L191 210ZM210 208H212V213L211 212H209V213H211L212 214V216H211V214H208L209 216L207 217V226H209L208 225V223H210L209 222V220H210V218H213V216H215L216 218H215V220H217L218 222H216L215 220V224L212 226V227H210V228H208L207 229V226H206V231H204V229H203V227L202 226H200V229H198L199 228V225H201L203 222H204V224H205V221H204V215L206 216V213L203 215V211H210L211 209ZM241 208V209H240ZM114 209L116 210V206H114ZM142 209V208H141ZM145 210H143V211H145L146 213H147V211H148V213H150V211L149 210H147L146 208H144ZM200 209H204V210H202V212L200 211L199 212V210ZM222 209V211H220ZM224 209V210H223ZM250 208H248V210H249ZM118 210V209H117ZM197 210V211H196ZM226 210V211H225ZM243 210V211H242ZM107 211V212H108ZM114 211V210H113ZM121 211V210H120ZM242 211V212H241ZM157 212H159V211H157ZM221 212H223V213H221ZM118 213V212H117ZM117 213H116V216H118L117 215ZM121 213V212H120ZM120 213H119V215H120ZM140 213V212H139ZM148 213L146 214V215H148ZM170 213V214H169ZM195 213H196V215H195ZM201 213V214H200ZM235 213V214H234ZM248 213V214H247ZM109 214V213H108ZM107 214V215H108ZM123 214V212L121 213V215ZM144 214V213H143ZM197 214H198V216H197ZM234 214V215H233ZM251 214H254V215H252L251 216ZM104 214H102V216H103ZM106 215V214H105ZM106 215V216H107ZM120 215V216H121ZM142 214H140V218L141 217H143L144 218V216H141ZM145 215V216H146ZM170 215V216H169ZM176 215H177V217H176ZM180 215H182V216H180ZM193 215V216H192ZM238 215V216H237ZM239 215H242L241 217L239 216ZM243 215H244V217H243ZM100 216V215H99ZM119 216V217H120ZM182 218V222H181V218ZM190 216V217H189ZM197 216V217H196ZM201 216V217H200ZM203 216V217H202ZM211 216V217H210ZM232 216H233V220H232ZM263 216V215H262ZM174 219H179V220H173L172 218ZM192 217H194L193 219H191ZM201 219H200V218ZM210 217V218H209ZM229 217H231V219L229 218ZM234 217H236L235 219H237L238 217H240V218H243L241 221H242V223H241V225H239V223H238V225H236L237 223H235V219H234ZM264 217V216H263ZM263 217H261V218H263ZM100 218H102V217H100ZM105 218V219H104ZM117 218V217H116ZM139 218V219H140ZM161 218L166 222H164L165 224H166V226H165V224L163 225V222H162V225L163 226H161L160 224L161 223H159L158 224V222L161 220ZM107 218L106 217H103V220H106ZM114 219V218H113ZM188 220L189 219V222H187L188 223V225L186 224V222L183 224V220ZM190 219H191V221L193 220V222H194V220H195V222L193 223V225L191 224V221H190ZM197 219H200L199 221L197 220ZM206 219V218H205ZM142 220V219H141ZM196 220H197V222H196ZM203 220V221H202ZM238 220V219H237ZM240 220V219H239ZM238 220V221H239ZM212 221V220H211ZM213 221V222H214ZM230 221V222H229ZM245 221L246 222H248V223H245ZM250 221V222H249ZM107 222V221H106ZM137 222H140V220L139 221H137ZM155 221H153V223H154ZM156 222H155V224H156ZM179 222H181V223H179ZM202 222V223H201ZM221 222V223H220ZM152 223V224H153ZM232 223H233V225H232ZM251 223V224H250ZM264 224V221L262 220L259 224ZM127 224V223H126ZM181 224V225H180ZM189 224H191L192 225V228H194V229H192V228H189ZM196 226H195V225ZM199 224V225H198ZM210 224H213V223H210ZM256 224V225H255ZM123 225H125L124 227H125V230H127V231H125V230H122L123 228H122V226ZM187 225V226H186ZM191 225H190V227H191ZM197 225H198V227H197ZM255 227H254V226ZM119 226V227H120ZM183 226V227H182ZM189 228V229H192L191 231H189L187 228ZM204 227H205V225H203ZM232 226V227H231ZM108 227H112L110 230H108ZM118 227V225L116 226V230L118 229L117 228ZM139 227V228H138ZM197 227V228H196ZM223 226L221 225V228H222ZM256 227H257V229L260 227V229H258L259 231L261 230L262 231V234H260L261 233V231H260V233L259 234H256L257 233V229H256ZM129 229V231H128V229ZM225 228H227V229H225ZM107 229V230H106ZM135 229V230H134ZM137 229H139L138 231H140V232H138L137 231ZM184 229V230H183ZM201 229H203V230H201ZM219 229L218 230H216L217 232L219 231ZM256 229V230H255ZM113 230V231H112ZM115 230V232H117ZM119 230V229H118ZM143 230L145 231V232H143ZM176 230H181V231H184V233H185V231H187V233H185V234H180L181 233V231H180V233L178 232H176L175 233V231ZM197 230V231H196ZM200 230L202 231V233H200ZM228 230V231H227ZM101 231H103V228L101 229ZM100 231V232H101ZM110 231H112L111 233H110ZM133 232L132 234H131V232ZM221 231V230H220ZM230 231V232H229ZM104 232V231H103ZM105 232H104V234H102V232L100 233V237H101V234L102 235H105L106 236V234H105ZM114 232V233H115ZM118 232H120V231H118ZM117 232V233H118ZM211 232H212V234H211ZM247 232H249V233H247ZM96 233V232H95ZM97 233H99V231L97 232ZM116 233V234H117ZM126 233V234H125ZM131 235H130V234ZM138 233H140V234H142V233H144V235L142 234L141 236H143L144 238H141L142 240L141 241H143V242H141V241H139L140 240V234H138ZM204 233V234H203ZM120 234H122L121 232H120ZM127 234H129L130 236H131V238H129L130 236H128ZM190 234H191V236H190ZM216 235L215 236V239L216 240H214V238H212V235ZM98 235V234H97ZM133 235V236H132ZM140 236V237H138V236ZM175 235V236H174ZM176 235H177V237H176ZM236 235V234H235ZM263 235V236H262ZM93 238H95V235H94V233H93ZM128 236V237H127ZM181 236L183 237V236H185V237H183L182 238V241L184 242V243H182V241H181ZM237 236V235H236ZM235 236V237H236ZM112 237V238H113ZM136 237V238H135ZM139 238V240H138V238ZM175 237V238H174ZM179 237H180V239H179ZM187 237V238H186ZM192 237H194V238H192ZM214 237V236H213ZM228 237V236H227ZM235 237H234V241H235ZM244 237H245V239L247 240V241H249L250 243H251V246L249 245V243H247L246 241H245V239H244ZM258 239H257V238ZM92 238V240L94 241V239ZM96 238H97V240H98V237L96 236ZM102 238V237H101ZM103 238H107V236L106 237H103ZM127 238H129L128 239V241L129 242H131V245L128 243V241H127ZM188 240H186V239ZM198 238H200V239H198ZM211 238L214 240H211ZM221 239V243H220V247L218 248V245L219 244H216V243H218V241H220V239ZM131 239H133V240H131ZM147 239V240H146ZM205 239V240H204ZM208 239H210L211 240V245H213V242H214V247L213 248H211L210 250L208 249L209 247L208 246H210V245H206V243L208 242L209 243V241H208ZM96 240V239H95ZM106 240V239H105ZM180 240V241H179ZM192 240V241H191ZM198 240L200 241V240H202V242L200 241V245L198 244H196L197 246H201L199 249H201V251L204 253V255H203V253L202 252H200V250H199V252H198V254L195 252L198 248H197V246L196 247H194L193 246V244H195L196 242L198 243ZM207 240V241H206ZM232 240V239H231ZM125 241H126V247H125ZM133 241V242H132ZM137 241H139V242H137ZM193 241H195V242H193ZM215 241H217L216 243H215ZM233 241V242H234ZM237 241V242H238ZM95 242H97V241H95ZM100 244H101V240H99L98 241ZM98 242H97V244H98ZM106 242H107V240H106ZM186 242V243H185ZM224 242H223V245H224ZM236 242V243H237ZM105 243V242H104ZM114 243H116V244H114ZM128 243V244H127ZM135 244V245H132V244ZM138 243V244H137ZM144 243H146V244H144ZM184 244V245H182V244ZM205 243V244H204ZM226 243V242H225ZM240 242H238V245H231V250H232V252H235V249H236V247L237 246H239V248L241 247L240 246V244H239ZM263 243V244H262ZM108 244H106V245H108ZM119 246H118V245ZM142 244V246H140ZM192 244V247L195 249L194 250V256H193V258H191L192 257V255H193V250H192V247H190V245ZM210 244V243H209ZM227 244H228V242H227ZM232 244V243H231ZM234 244V243H233ZM246 244V245H245ZM257 244H258V246H257ZM102 246H103V243L101 244ZM100 245V246H101ZM105 244H104V246H106ZM131 246V250H130V246ZM186 245H188L186 248L187 249H185V250H181L182 248H183V246H184V248H185V246ZM204 245H206V246H204ZM226 245V244H225ZM224 245V246H225ZM98 246H99V244H98ZM116 248H115V247ZM206 247V249H208V251H210V253L207 251V252H205V251H203L202 249H204L205 250V248H202V247ZM228 246H229V244H228ZM235 246V247H234ZM242 246V247H243ZM257 246V247H256ZM82 247H85V246H82ZM106 247V248H107ZM113 247V248H112ZM191 248V254H190V248ZM211 247V246H210ZM217 247V248H216ZM227 247V246H226ZM102 248V247H101ZM188 248H189V250H188ZM197 248V249H196ZM214 248H216V249H214ZM228 248V247H227ZM235 248V249H234ZM238 247H237V249H239ZM83 249V248H82ZM103 249H105V247H103ZM126 249V250H125ZM129 249V250H128ZM135 249V250H134ZM140 249V250H139ZM144 249H145V251H144ZM236 249V250H237ZM246 249V248H245ZM84 250H86V248H84ZM83 250V251H84ZM100 250V249H99ZM214 250V251H213ZM222 250V251H221ZM231 250H229V251H231ZM83 251H81V252H83ZM106 251V250H105ZM136 251V252H135ZM140 251H142V253L140 252ZM189 251V252H188ZM198 251V250H197ZM214 253H213V252ZM238 251V250H237ZM252 251L250 252V254H246V252H244V249L243 250H241V252L240 251H238V253H241V255L240 256H242L243 255V257L244 256H246V258H244V259H248V264L250 263L249 261H251V260H249V258H248V255H249V257L251 256V254H252ZM256 251H258V252H256ZM118 252H119V254H118ZM130 252H133V254H134V256H136L135 257V259H134V257L132 256L133 254L132 253H130ZM183 252H186V254H187V256H191L189 259H194L193 261H190L189 262V260H187V262L184 260V256H185V258L187 259V257H186V254L184 255V256H182V254H183ZM227 252H224L225 253V255H224V253H222V255H219V256H221V258L219 259V257L217 258L218 260H217V264H218V262L221 264H224V262H228V264H241V262H239V261H242L243 263H244V261L243 260H238L237 262L235 261L236 260V256H237V254L235 255L234 253L232 254V255H234V257L231 255V252H230V254L229 253H227ZM256 252V253H255ZM83 253H85V251L83 252ZM110 253V252H109ZM108 253V254H109ZM121 253V254H120ZM136 253H138V254H140V255H138L137 256V254ZM145 253V254H144ZM202 253V254H201ZM207 253V254H206ZM129 254V255H128ZM189 254V255H188ZM211 254L213 255V256H211ZM217 254V255H216ZM227 254H229V257L231 256V257H233L234 259H227V257H226V255ZM246 254V255H245ZM100 255V254H99ZM143 255V257H139V256H142ZM145 255V256H144ZM262 255H264L263 253H262ZM98 256V255H97ZM106 256V255H105ZM108 257L110 256V257H113L112 255H107ZM106 256V257H107ZM117 256V257H116ZM132 256V259H128V258H130ZM222 256H225V257H222ZM240 256H238V259H241L240 258ZM104 256H102V261L103 262H106L105 264H112L113 262H115V260L114 259H111L112 261H110V259H105V261H104V258H103ZM107 257V258H108ZM125 257H127L126 259H125ZM210 257L212 258V260L210 259ZM252 257V256H251ZM261 257V256H260ZM259 257V258H260ZM101 258V255H100V257H99V259ZM139 258H140V260H139ZM143 258V259H142ZM252 258H254V257H252ZM251 258V259H252ZM259 258H258V260H259ZM97 259H98V257H97ZM201 261V260H203V262H199V260ZM207 259H208V261H209V263H208V261H207ZM134 262L135 261V263H133L132 261ZM197 260V261H196ZM223 260V261H222ZM230 260V261H229ZM253 260V259H252ZM261 261L259 262L260 264H262L263 263V261L264 260H262V257H261V259H260ZM98 261H100V260H98ZM108 261V262H107ZM117 261V260H116ZM131 261V262H130ZM138 261H140L139 263H136V262H138ZM205 261V262H204ZM222 261V262H221ZM121 262V263H120ZM198 262V263H197ZM226 262V263H227ZM232 262V263H231ZM239 262V263H238ZM252 262H254V263H256L257 261H255V260H253ZM251 262V263H252ZM117 263V262H116ZM116 263H113V264H116ZM242 263V264H243ZM100 264V263H99ZM101 264H102V262H101ZM216 264V263H215ZM245 264H247L246 262H245Z\"/></svg>",
	"mask_w": 264,
	"mask_h": 264
},
{
	"label": "clouds",
	"instance_id": "clouds-1",
	"mask_svg": "<svg viewBox=\"0 0 264 264\" xmlns=\"http://www.w3.org/2000/svg\"><path fill=\"white\" fill-rule=\"evenodd\" d=\"M66 163L71 162L66 161ZM54 200L55 197L51 194L43 196L32 193L21 194L8 201L7 212L10 215H26L33 222L60 232L64 251L69 254L75 253L91 242L92 225L77 221L64 208L56 206Z\"/></svg>",
	"mask_w": 264,
	"mask_h": 264
}]
</instances>
